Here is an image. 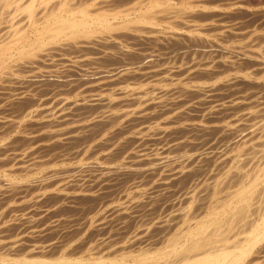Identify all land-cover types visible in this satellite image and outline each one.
Here are the masks:
<instances>
[{
	"label": "rangeland",
	"instance_id": "obj_1",
	"mask_svg": "<svg viewBox=\"0 0 264 264\" xmlns=\"http://www.w3.org/2000/svg\"><path fill=\"white\" fill-rule=\"evenodd\" d=\"M247 1V0H246ZM243 2V4H241L240 5V8L239 7H233V6H231L230 7V5H225L224 6V3L223 4H221V3H219L218 5L219 6H216L217 5V3L216 4H212V3H210V4H207V5H202V3L199 5H197V7H196V9H198V10H200L201 12H198L197 10H195V13L193 14L194 16H192V14L191 15H188V14H184L183 16H182V14H181V16L180 17H175V15H173V18L172 19H169V17L170 16H167L166 17V19H165V17L163 18V19H161V18H158L157 20H156V22H155V24H156V26H157V28H158V30H161V32L162 31H164V35H166V34H168V32L170 31V29H169V27L173 24V22H175V24H173V26L175 25V27H179L178 29H180L181 31H183L184 30V27H186V28H189V30L191 29V31H190V33H193L195 36H196V34L195 33H197V34H200V33H202L205 37L204 38H206V39H204V41H200L199 39H196L195 38V36L193 35L192 37L193 38H195V41L193 40V41H191L193 38H190V39H187V40H185V38H187L185 35L184 36H182V37H173V38H176V39H173V38H171V40H170V38H159V39H155V38H150V39H148V38H146V37H144V38H146V40L144 39V38H142L141 36H140V34H138L137 33V36H139V37H137V38H135V37H133L134 39H130V40H128L127 41V44H128V46H129V44H130V48L129 49H131L130 51L132 52L131 54H129V53H126L125 54V56L122 54V51H120L119 49L118 50H116V48H118V47H116L115 46V48H114V46H113V49H110V48H112V46H110L109 47V54L108 55H106V58H105V55H102V57L100 56L101 54H97L96 53V51L94 50V53H95V55H93V56H95L96 58H98L97 60V62L96 61H94V63H91V64H85V62H80L81 63V65L80 64H78V63H76L74 66L72 65V63L71 62H69L68 60H67V58H66V56L67 55H62L61 56V54H54L55 56L53 57V60L55 61V63H54V61L53 62H51V61H49L48 60V62H50V63H53L51 66H53V68H51V66H49V68L47 67V68H45V71L46 72H48L47 70H50V69H52V70H56V69H59V70H61L62 71V73L64 72V71H66V72H68L67 74H65V72H64V74H63V76H61V78L60 79H62L61 81L60 80H58V79H53V77H47V79H45V80H47V82L45 81V80H39V79H37L36 78V80H35V82H39L40 81V84L37 86V88H38V92H37V88H36V91H35V93L37 92V96H38V98L37 99H32V100H30V101H28V102H30L29 104H28V106H26L27 104H25V103H27L25 100L26 99H24V101L21 99V101H13L14 99H11L12 97H11V94H9L10 92H14V90L12 89V88H10V87H6V85H8L7 83H5L3 86L4 87H6V88H4L3 86L0 88V93L1 94H4V95H1L0 94V116L1 115H3V116H1L0 117V122H1V124L3 123L4 125H1L0 124V126L2 127L1 129H0V136L1 135H4V134H8V131H9V134L7 135L8 137H6V140H2V142L0 141V148L2 149H0V163L2 162V161H5L4 163L2 162V166H4V169L3 168H1L3 171H6V168L7 169H9V167L11 166L10 164H12V163H14V164H16V163H19V162H17V161H20V160H24V159H22V158H24L25 157V160L27 161H32L34 158L36 159L38 156H40V158L38 157L36 160H39V159H41V160H45V162L47 161V160H52V158H53V160H52V162L49 160V163H46L45 164V166H43V171L41 172V176H46V177H54L55 175V177H57L58 175L61 177V178H64V180L65 181H68V183L70 184V183H72V184H68L67 186H69V187H67L66 188V190H64L65 192L66 191H70L71 193H68V197H66L67 196V193H65L64 191H61V190H59V191H57V192H59L58 194H57V192H55V193H48L47 195H45L44 196V200L42 199V198H38V196L36 197L35 196V194L34 193H32V192H30V190L31 189H29V190H27V189H24V190H20L21 192H15L16 194H18V198H23V199H18L17 198V196H16V198L14 199V195H16L14 192H13V195L11 194L9 197H12L11 199H12V201H13V203H12V201H11V199L9 198V197H1L0 198V206H1V208H0V221H1V219L3 220V221H1V223H0V227H1V229H0V239H1V241H0V256H3V257H10V256H12V255H8L7 253H8V249L11 247V243H15V242H18L19 244H17V245H19L18 246V251H17V249H16V251L15 252H13L14 254H17V255H15V256H21V257H25V254H23L24 252L25 253H28V251L32 248L31 246L33 245H35V246H39L40 247V245L41 246H48L49 244H53V245H51L53 248H51L50 250H48V252H47V256L49 255L50 256V254H49V251H51V252H53V254L51 253V256H53V257H59L60 255L61 256H63V255H66V254H68V255H71L72 254V256L73 257H75L76 255H77V257H80V258H86V259H88V258H98V257H100V256H103V255H105L106 254V252H107V250L105 249L104 250V248H107V246L106 245H110V246H113L112 248L113 249H118V248H120L121 246L123 247V245L122 244H125V243H130L131 241H133V242H131L130 244H128V246H130V245H132L133 243L135 244V245H143V244H145V243H143V242H146L147 243V241H150V242H153V241H156V242H159V245L161 244L162 246H159L161 249H162V251H164L163 249L167 246V244H169V240L171 239V236L172 235H174V236H172V239L173 238H175L177 235H180L182 232H185V231H187L188 230V228H189V226L191 227H195L196 225H197V223L198 222H200V221H202V219H204V218H206V216L208 217L209 216V214H210V210H211V208L212 209H216V208H218V206L221 204L222 205V202L226 199V198H228L229 196H228V194H232L235 190H236V188H238V186H239V184H240V182L242 181V183L244 182V181H246V180H248L249 178H253V176H254V174H257L258 172H259V170H260V168H262L263 166H264V148L262 147L264 144V138L263 139H256L257 141H259V142H256V141H253V142H248L246 145L245 144H239L240 146H237V144H235V141H237V139L238 138H240V137H242L243 136V134L245 135L246 134V132H247V129L246 128H248L247 126H249L251 123H249V122H251V120H250V118L247 116V113H248V111H250V108H251V105H252V111L254 110V112L255 113H257V114H259V112L260 113H264V84H263V82H262V80L261 81H258V80H260V79H262V78H259V76L260 75H258V76H256V78H255V80H257V81H250V80H248V79H246L245 81H244V79H240V77H238V79H239V81H238V79H233L234 77H235V74L234 75H228V72H225L224 73V71L223 70H229L230 69V66L232 65V64H234V65H236V66H238V67H236V68H239L240 70L239 71H241V75L243 74V72H255V71H258L259 73H260V68H262V65H264V59H263V57H258V58H254L253 57V55L251 54L250 55V52H252V51H259V48H253L251 45H252V43H253V41L256 43L257 42V44L259 43V45H263L264 46V44L262 43V40L264 41V0H255V1H253V0H250V2ZM257 2V3H256ZM262 3V4H261ZM220 4H221V6L223 5V7H221L220 6ZM251 4V5H250ZM255 6H254V5ZM180 6H176V7H179V8H183V7H185V8H187L188 6H186V5H182V4H179ZM209 5V6H208ZM212 5V7H210ZM204 6H206V7H209V9L207 8V12H208V10H209V12L207 13L206 12V7H204ZM249 6V7H248ZM258 6V7H257ZM217 7V10H213V9H215V8ZM239 8V9H238ZM212 9V10H211ZM233 9V10H232ZM242 9V10H241ZM245 9V10H244ZM256 9V10H255ZM183 10V9H182ZM211 10V11H210ZM221 10V11H220ZM231 10V11H230ZM236 10V11H235ZM255 10V11H254ZM177 12L178 11H180V9H177L176 10ZM215 12V14L213 13V12ZM219 11V14L217 13V12ZM230 11V12H229ZM240 11V12H239ZM244 11V12H243ZM249 11V12H248ZM257 11V12H256ZM197 12V13H196ZM212 12V13H211ZM222 12H224V13H222ZM232 12V13H231ZM178 13H181V12H178ZM201 13V14H200ZM202 13H203V15H202ZM205 13V14H204ZM221 13H222V15H224V16H222L221 15ZM226 13V14H225ZM228 13V14H227ZM239 13H241V14H239ZM246 13V14H245ZM251 13V14H250ZM255 13V14H254ZM261 13H263L262 15H260ZM234 14V15H233ZM250 14V15H249ZM187 15V16H186ZM199 15V16H198ZM221 15V16H220ZM228 15H230V16H228ZM232 15V16H231ZM239 15H242V16H239ZM244 15V16H243ZM253 15V16H252ZM201 16V17H200ZM249 16V17H248ZM175 17V18H174ZM183 17H185V18H183ZM222 17V18H221ZM232 19H234V20H232ZM237 17V18H236ZM246 17V18H245ZM247 17H248V19H247ZM250 17H252L251 19H250ZM256 18V19H254V18ZM258 17V18H257ZM187 18V19H186ZM217 18V19H216ZM225 18V19H224ZM239 18V19H238ZM260 18V19H259ZM214 19V20H213ZM227 19V20H226ZM249 19H250V21H249ZM180 20V21H179ZM219 20H221V21H219ZM232 20V21H231ZM254 20V21H253ZM256 20V21H255ZM179 22V24H178V22ZM210 21V22H209ZM241 21V22H240ZM263 21V22H262ZM170 22V23H169ZM172 22V23H171ZM212 22V23H211ZM227 22V23H226ZM157 23H160V24H157ZM218 23V24H217ZM238 23V24H237ZM239 23H243L242 24V27H241V24H239ZM249 25H248V24ZM163 24V25H162ZM178 24V25H177ZM187 26H186V25ZM216 24V25H215ZM221 24H224V25H221ZM232 24V25H231ZM245 24V25H244ZM191 25V26H190ZM205 26V28H204V26ZM217 25H219V26H217ZM221 25V26H220ZM234 25V26H233ZM250 26V27H248V26ZM251 25H252V27H251ZM167 26V27H166ZM184 26V27H183ZM189 26V27H188ZM213 26V27H212ZM232 26V27H231ZM161 27V28H160ZM174 27V28H175ZM181 27H183V28H181ZM194 27V29H196V30H192V28ZM210 27V28H209ZM219 27V28H218ZM260 27V28H259ZM185 28V29H186ZM204 28V29H203ZM235 28V29H234ZM240 28V29H239ZM242 28V29H241ZM255 28V29H254ZM183 29V30H182ZM198 29H201L200 31L198 30ZM203 29V30H202ZM210 29V30H209ZM251 29V30H250ZM188 30V31H189ZM251 32H249V31ZM255 30V31H254ZM165 31L167 32V33H165ZM202 31H204V33L202 32ZM163 33V32H162ZM246 33V34H245ZM220 34V35H219ZM231 34V35H230ZM236 34H238L239 36H237ZM243 36H241V35ZM258 34H259V36H260V34H261V37H258ZM207 35V36H206ZM215 35V36H214ZM224 35V36H223ZM234 35V36H233ZM245 35V36H244ZM256 35V36H255ZM210 36V37H209ZM213 36V37H212ZM228 36V37H227ZM230 36V37H229ZM233 36V37H232ZM184 37V38H183ZM190 36H188V38H189ZM221 37V38H220ZM227 37V38H226ZM252 37V38H251ZM256 37V38H255ZM132 38V37H131ZM179 38H183V39H179ZM223 38H225V39H223ZM240 38H242V39H240ZM250 38H251V40H250ZM258 38V39H257ZM260 38V39H259ZM136 39H138L139 41H137ZM141 39V40H140ZM165 39V40H164ZM230 39V40H229ZM149 40V41H148ZM164 40V41H163ZM167 40V41H166ZM174 40V41H173ZM176 40V41H175ZM206 40H208L209 41V43H207L206 44ZM220 40V41H219ZM224 40H226V41H224ZM229 40V41H228ZM239 40V41H238ZM131 41V42H130ZM137 41V42H136ZM151 41V42H150ZM159 41V42H158ZM161 41V42H160ZM181 41H183V42H181ZM199 41V42H198ZM206 41V42H205ZM211 41V42H210ZM133 42V43H132ZM146 42V43H145ZM171 42V43H170ZM177 42V43H176ZM189 42H190V44H189ZM192 42H194V43H192ZM196 42V43H195ZM216 42V43H215ZM250 45H248L247 43ZM131 43H132V45H131ZM137 43V44H136ZM165 43V44H164ZM167 43V44H166ZM170 45H169V44ZM173 43V44H172ZM179 43V44H178ZM192 43V44H191ZM215 43V44H214ZM147 44V45H146ZM158 46H157V45ZM163 44V45H162ZM188 44V45H187ZM196 44V45H195ZM203 44V45H202ZM219 46H218V45ZM246 44V45H245ZM141 45V46H140ZM155 45V46H154ZM176 45V46H175ZM199 45V46H198ZM205 45H206V47H205ZM208 45V46H207ZM211 45H212V47H211ZM216 45V46H215ZM233 45V46H232ZM235 45V46H234ZM241 45V47L239 48V47H236V46H240ZM245 45V46H244ZM248 45V46H247ZM222 46H223V48H222ZM244 46V47H243ZM140 47V48H139ZM155 47V48H154ZM157 47V48H156ZM195 47V48H194ZM234 47V48H233ZM148 48V49H147ZM152 50H151V49ZM170 48V49H169ZM190 48V49H189ZM210 48V49H209ZM214 49V51H213V49ZM138 49V50H137ZM158 49V50H157ZM160 49H162V50H160ZM164 49V50H163ZM166 49V50H165ZM184 49H186V50H188V52L186 51V50H184ZM194 49V50H193ZM199 51H198V50ZM204 49H206L205 51H203ZM220 49V50H219ZM222 49V50H221ZM225 49H227L228 51L226 52V51H224ZM257 49V50H256ZM104 50V49H103ZM108 50V49H107ZM106 50V51H107ZM153 51V52H151V51ZM155 50V51H154ZM183 50V51H182ZM211 50V51H210ZM249 50V51H248ZM261 50V49H260ZM92 51H93V49H92ZM112 51V52H111ZM117 51V52H116ZM119 51H120V54H119ZM129 51V52H130ZM143 51V52H142ZM172 51H173V53H172ZM190 51V52H189ZM197 51V52H196ZM208 51V52H207ZM224 52V53H222V59H221V57H220V55L221 54H218V53H215V52H219V53H221V52ZM234 51V52H233ZM98 52H100L99 50H98ZM134 52V53H133ZM163 52V53H162ZM180 52V53H179ZM193 52V53H192ZM202 52V53H201ZM206 52V53H205ZM211 52H213V53H211ZM64 53H66L67 54V52H64ZM117 53V54H116ZM146 53H148V54H146ZM179 53V54H178ZM185 53H187V54H185ZM190 55H189V54ZM192 53V54H191ZM209 53H210V55H209ZM240 53H241V55H240ZM96 54H97V56H96ZM113 54V55H112ZM163 54H166V55H163ZM173 54H174V56H173ZM180 54L182 55L181 57H180ZM201 56H200V55ZM217 54V55H216ZM224 54V55H223ZM116 55V56H115ZM129 55V56H128ZM131 55V56H130ZM134 55V56H133ZM148 55L150 56V57H148ZM169 55V56H168ZM185 55V56H184ZM188 55V56H187ZM205 55V56H204ZM100 58H99V57ZM156 56H158V57H156ZM161 56H162V59L164 60L165 58H166V61L167 60H172V62L171 61H167L168 62V64L169 63H171L170 65L172 66H170V65H168L167 64V62L165 61L164 62V64H166L165 66H164V64H163V60L161 59ZM165 56H167V57H165ZM191 56H194V57H192L191 59L189 58V57H191ZM197 58H196V57ZM198 56H200V57H198ZM204 56V57H203ZM248 56V57H247ZM250 56V57H249ZM117 57H119L120 58V60H118L119 58H117ZM127 57V58H126ZM148 57V58H147ZM171 57H174V58H172V59H170ZM178 57V58H177ZM185 57V58H184ZM188 57V58H187ZM203 57V58H202ZM207 57V58H206ZM229 57V58H228ZM235 57V58H234ZM243 57V58H242ZM253 59H252V58ZM113 58V59H112ZM121 58H123V59H121ZM129 58V60H127ZM169 58V59H168ZM219 58V59H218ZM248 58V59H247ZM59 59H61V60H59ZM62 59L64 60V61H62ZM101 59V60H100ZM104 59H106L105 61H104ZM158 59H160V60H158ZM185 59V60H184ZM189 59V60H188ZM206 60V64L204 65V63H205V60ZM209 59V60H208ZM211 59V60H210ZM215 59V60H214ZM239 59H241V60H239ZM246 59V60H245ZM66 60V61H65ZM125 60V61H124ZM173 60H174V62H173ZM203 60V61H202ZM213 60V61H212ZM221 60V61H220ZM16 61V60H15ZM61 63H60V62ZM110 61H112V62H110ZM208 61L210 62V63H208ZM217 61V62H216ZM249 61V62H248ZM256 61H258V63L256 62ZM109 62V63H108ZM115 62V63H114ZM120 62V63H119ZM124 62H125V64H124ZM129 62V63H128ZM162 62V65H160V67L158 68V66H159V64ZM180 62V63H179ZM197 62H198V64H197ZM203 62V63H202ZM231 62V63H230ZM241 62H245V63H241ZM248 62V63H247ZM252 62V63H251ZM13 63H14V61L12 62V63H10L9 65H8V68H9V70L8 71H10V68H11V66L13 65ZM108 63V64H107ZM122 63V64H121ZM175 63V64H174ZM183 63V64H182ZM255 63H257V64H255ZM61 64H63V65H61ZM71 64V65H70ZM93 64H95L94 65V69H92L93 68ZM96 64H98V65H96ZM106 64V65H105ZM113 66H112V65ZM114 64H115V66H114ZM131 64V65H130ZM192 64V65H191ZM196 64V65H195ZM208 64H209V66H208ZM214 64V65H213ZM225 64H227V65H225ZM228 64H230V66H228ZM56 65V66H55ZM58 65V66H57ZM68 65L70 66V67H68ZM79 65V66H78ZM87 65V66H86ZM101 65V66H100ZM120 65V66H119ZM123 66V68H122V66ZM156 67H155V66ZM191 65V66H190ZM199 65V66H198ZM216 65V66H215ZM243 65H245V67L243 66ZM247 65V66H246ZM257 65H259L260 67H258ZM10 66V67H9ZM55 66V67H54ZM71 66H73V67H75V66H77V67H75L76 68V70H75V68H71ZM92 66V67H91ZM100 68H99V67ZM107 66V67H106ZM135 66H136V68H135ZM153 66V67H152ZM162 66V67H161ZM212 66V67H211ZM226 68H225V67ZM65 67V68H64ZM117 67H119V68H117ZM131 67V68H130ZM163 67H165V68H163ZM172 69H171V68ZM179 67V68H178ZM192 67V68H191ZM217 67V68H216ZM221 69H220V68ZM249 67V68H248ZM264 67V66H263ZM7 68V69H8ZM56 68V69H55ZM83 71H81L80 69ZM84 70H83V69ZM112 68V69H111ZM114 68V69H113ZM161 68H163L162 70H161ZM168 68H170V70L168 69ZM177 68V69H176ZM188 68H190V69H188ZM211 68V69H210ZM225 68V69H224ZM248 68V69H247ZM6 69V70H7ZM66 69V70H65ZM123 69H125V70H127V71H125L126 72V74L128 75V77H130V78H133L134 80H132V82L134 81L135 82V80H137V84H139V85H137V87H139V88H142V89H147V91H149V92H153L154 90H156L157 92H162V91H160V90H163V92H169V94L162 100V104H163V102L166 104V103H168V104H174L175 106L177 105L178 106V103L180 104L179 105V112H178V114L180 115V116H178V114L175 116V118L172 120V123H169L168 125H163L162 123H157V121L155 120V118H157L159 115L158 114H160L161 113V107H156V106H158L157 105V103H151V104H149L148 105V109L147 110H145L144 111V113H142V114H132L131 116H129L128 118H124V119H112V118H110V119H103V118H106V117H103V116H105L103 113H104V111L105 110H103L104 108L103 107H101V106H103L101 103H100V100H98V99H100V95H103V93L104 94H106L105 93V91H107V89L108 88H113V86L115 85L114 83H117L119 80H121L123 77H127V76H122V72H124L123 71ZM156 69V70H155ZM160 71H162L163 72V70L165 69V71L166 72H169L170 71V73H172V74H170V75H167V77L169 78H167V77H164L163 78V75L165 76V74H162V75H159V70ZM166 69H168V71L166 70ZM185 69V70H184ZM201 69V70H200ZM204 69V70H203ZM220 69V70H219ZM244 71H243V70ZM257 69V70H256ZM64 70V71H63ZM69 70H71L70 72H69ZM77 70H78V72H77ZM80 70V71H79ZM100 70V71H99ZM110 70V71H109ZM177 70H179V71H177ZM194 70H196V71H194ZM211 70H213V71H211ZM222 70V71H221ZM255 70V71H254ZM8 71L6 72V74H8ZM76 71V72H75ZM89 71V72H88ZM104 73H103V72ZM112 71V72H111ZM119 71V72H118ZM172 71V72H171ZM182 71V72H181ZM187 71V72H186ZM195 73H194V72ZM201 71V72H200ZM204 71V72H203ZM206 71V72H205ZM219 71H221V72H219ZM91 72H93V74L91 73ZM116 72H118V73H116ZM146 72H148V74L146 73ZM153 72H155V73H153ZM178 72V74H176ZM193 72V73H192ZM198 72V73H197ZM208 72V74H206ZM91 73V74H90ZM128 73H131V74H128ZM132 73H133V75H132ZM139 73V74H138ZM153 73V74H152ZM180 73V74H179ZM181 73H182V75H181ZM212 73V74H211ZM216 73H217V75H216ZM218 73H219V75H218ZM221 73V74H220ZM256 74H257V72H255ZM77 74H82L81 76L80 75H77ZM87 74V75H86ZM108 74V75H107ZM109 74H113V76H111V75H109ZM138 74V75H137ZM144 74H145V76H144ZM146 74H147V76H146ZM155 74H157V75H155ZM205 76H204V75ZM66 75H67V77H66ZM76 75V76H75ZM83 75H84V77H83ZM94 75V76H93ZM98 75V76H97ZM106 75V76H105ZM137 75V76H136ZM141 75H143V77L141 76ZM155 75V76H154ZM70 76V77H69ZM79 78H78V77ZM85 76H87V79L85 78ZM89 76V77H88ZM100 76V77H99ZM103 76V78H101ZM190 76L192 77H194V78H190ZM198 76V77H197ZM200 76V77H199ZM39 77V76H38ZM75 77V78H74ZM91 77V78H90ZM120 77V78H119ZM145 77V78H144ZM187 77H189L188 79L189 80H187L186 78ZM208 79H207V78ZM217 77H221V78H219V81L217 82H215V80H217L216 78ZM223 77H225V78H223ZM49 78V79H48ZM55 78V77H54ZM65 78H67V79H65ZM98 78V80H96ZM135 78H137V79H135ZM162 78L164 79V80H162ZM166 78L168 79V80H166ZM197 78V79H196ZM5 79H6V77L5 78H2V80H4V82H6L5 81ZM65 79V80H64ZM71 79V81H73V82H70V83H68L69 82V80ZM85 79V80H84ZM89 79V80H88ZM119 79V80H118ZM156 79L157 80H162V82L161 81H157L158 83H156ZM171 79V80H170ZM191 79L193 80V81H191ZM206 79V80H205ZM228 79L229 80H232V81H230L231 83H227V82H229L228 81ZM1 80V81H2ZM51 80V81H50ZM57 80V81H56ZM77 80V81H76ZM91 80H96V81H98V82H96V84L97 83H102L100 86H102V87H100V86H98V85H96L95 83H89V84H86L85 85V83L88 81V82H90ZM114 80V81H113ZM166 80V81H165ZM183 80V81H182ZM56 81V82H55ZM80 81V82H79ZM82 81L84 82L85 81V83L83 84L82 83ZM112 81V82H111ZM116 81V82H115ZM139 81H141V83L139 82ZM145 81V82H144ZM190 81V82H189ZM226 81V82H225ZM236 81V82H235ZM243 81V82H242ZM58 82H59V84H58ZM68 83V85H67V83ZM105 82V83H104ZM111 82V83H110ZM114 82V83H113ZM139 82V83H138ZM161 82V83H160ZM189 82V83H188ZM215 82V83H214ZM246 82V83H245ZM248 82V83H247ZM260 82V83H259ZM43 83H45V84H43ZM62 83V84H61ZM113 83V84H112ZM160 83V84H159ZM186 83V84H185ZM223 85H222V84ZM238 83V84H237ZM245 83V84H244ZM253 83V84H252ZM255 83V84H254ZM257 83V84H256ZM261 83H262V85H261ZM54 84V85H53ZM56 84V85H55ZM66 84V85H65ZM69 84H70V86L71 85H77L76 87H75V89H74V85L72 86V87H70L69 86ZM82 84L84 85V86H82ZM94 84V85H93ZM195 84V85H194ZM202 84V88H201V86H199V85H201ZM232 84V85H231ZM234 84H236V85H234ZM240 84V85H239ZM250 84V85H249ZM52 85H53V88H52ZM63 85V86H62ZM113 85V86H112ZM144 85V86H143ZM196 85H197V88H196ZM204 85V86H203ZM229 85V86H228ZM231 85V86H230ZM243 85L244 86H246V87H243ZM254 85V86H253ZM67 86H69L68 87V89L69 90H66L67 89ZM79 86H80V89H79ZM82 86V87H81ZM97 88H96V87ZM104 86V87H103ZM179 86V87H178ZM195 88H194V87ZM210 86H211V89H210ZM215 88H214V87ZM219 86V87H218ZM250 86H252V87H250ZM263 86V87H262ZM58 87V88H57ZM116 87V86H115ZM234 87V88H233ZM237 87H242L241 89L240 88H237ZM257 87H259V88H257ZM262 87V88H261ZM10 88V89H9ZM71 88H72V91L74 92V90H75V92H79V90H80V92H79V95H74L75 94V92H74V94L73 93H69V92H72L71 91ZM77 88V89H76ZM87 88V89H86ZM91 88V89H90ZM152 88V89H151ZM171 88V89H170ZM179 88V89H178ZM187 88V89H186ZM191 88V89H190ZM199 88H201V89H199ZM41 89H42V91H41ZM64 91H63V90ZM82 89H85L86 90V92H85V90H83L82 91ZM89 89H90V91H89ZM97 89V90H96ZM100 91H99V90ZM103 89V90H102ZM110 89H108V90H110ZM149 89V90H148ZM160 89V90H159ZM167 89V90H166ZM171 91H170V90ZM174 89V90H173ZM183 89H184V91H183ZM186 89V90H185ZM197 89V90H196ZM208 89V90H207ZM214 91H213V90ZM216 89L218 90V91H216ZM222 89V90H221ZM230 89H231V91H230ZM235 89V90H234ZM242 90V91H240V90ZM246 89V90H245ZM258 89V90H257ZM259 89H260V91H259ZM12 90V91H11ZM56 90H58V91H56ZM105 90V91H104ZM153 90V91H152ZM199 90V91H198ZM206 90V91H205ZM220 90V91H219ZM237 90V91H236ZM255 92H254V91ZM5 93H4V92ZM9 91V92H8ZM60 91V92H59ZM69 91V92H68ZM98 91V92H97ZM197 91V92H196ZM202 91V92H201ZM204 91V92H203ZM240 91V92H239ZM244 91H245V93H244ZM247 91V92H246ZM250 91V92H249ZM252 91V92H251ZM42 92V93H41ZM46 92V93H45ZM50 92H52V93H50ZM55 92H56V94H55ZM61 92H62V94L63 93H65L66 92V94H67V92H68V97H69V99H71L72 98V100L73 101H71V100H69L68 99V101L70 102H73L74 103V101L76 102V103H74L73 105H77V103L79 104V106L77 107H72V109H66V111L64 112V114H63V112H61V114H59L60 112H59V110H57L59 113H58V115H57V111H56V109L55 110H53V108H54V106L56 105V104H58V103H61L62 101H63V99H61V98H64V96L65 95H62L61 94ZM103 92V93H102ZM174 92V93H173ZM192 92H195V93H192ZM226 92H227V94H226ZM228 92H230V93H228ZM236 92V93H235ZM238 92V93H237ZM50 93V94H49ZM82 93V94H81ZM102 93V94H101ZM178 93H180L179 95H181V97L178 95ZM182 93V94H181ZM186 93V94H185ZM192 93V94H191ZM199 95H197V94ZM201 94V96H200V94ZM217 93V94H216ZM254 95L255 93H257V94H255V96H253L252 94ZM44 94V95H43ZM52 94V95H51ZM54 94H55V96H54ZM60 94V95H59ZM73 94V95H72ZM95 94V95H94ZM100 94V95H99ZM197 95V97H196V95ZM211 95V96H209L208 97V95ZM221 96H220V95ZM226 95V98H225V95ZM263 94V95H262ZM5 95H7V96H5ZM48 95V96H47ZM50 95V96H49ZM92 95V96H91ZM99 95V96H98ZM245 95H246V97H245ZM247 95L249 96V97H247ZM251 95H252V97H251ZM57 96H60L61 98V100H59L58 98L59 97H57ZM77 96V97H76ZM87 96V97H86ZM171 96V97H170ZM179 96V97H178ZM189 96V97H188ZM194 96H195V98H194ZM219 96V97H218ZM228 96V97H227ZM230 96V97H229ZM4 97V98H3ZM47 99H46V98ZM50 97V98H49ZM53 99H52V98ZM92 97H93V99H92ZM127 97V98H126ZM125 98L124 97H122V98H120V99H122V100H117L118 102H121V103H125V102H127L128 104H131V103H133V102H131V101H133V97H130V95L129 96H126ZM187 97V98H186ZM237 97V98H236ZM260 97V98H259ZM261 97H263L262 99H261ZM40 98V99H39ZM44 98V99H43ZM57 98V99H56ZM65 98H66V96H65ZM78 98V99H77ZM83 98V99H82ZM171 98V99H170ZM224 100H223V99ZM41 99H43V100H41ZM90 99V100H89ZM98 101H97V100ZM128 99V100H127ZM176 99V100H175ZM208 99V100H207ZM232 99V100H231ZM251 99V100H250ZM12 100V101H11ZM48 100V101H47ZM50 100H58V101H60V102H58V101H50ZM80 100V101H79ZM89 100V101H88ZM97 102H96V101ZM102 100V99H101ZM125 100V101H124ZM185 102H183V101ZM188 100V101H187ZM210 100V101H209ZM218 100V101H217ZM221 100V101H220ZM36 101H38V102H35ZM39 101H42L43 103L41 104V103H39ZM83 101V102H82ZM95 101V102H94ZM166 101V102H165ZM173 101V102H172ZM202 101H204V102H202ZM206 101V102H205ZM208 101V102H207ZM226 101V102H225ZM237 101H239V104H238V102ZM11 102V103H10ZM46 102H48L46 105H45V103ZM54 104H53V103ZM70 102V103H71ZM157 102V101H156ZM171 102V103H170ZM175 102V103H174ZM189 102V103H188ZM210 102V103H209ZM241 102V103H240ZM247 102V103H246ZM248 102H249V104H250V107H249V104H248ZM7 103H9V104H7ZM21 103V104H20ZM23 103V104H22ZM31 103H35V107L33 108V113L34 114H36V115H34V117H33V113H32V115L31 116H29L27 119L25 118L24 120H22L20 117H19V115L21 116V114H22V112H23V114H24V112L25 111H27L26 110V108L27 107H30L32 104ZM56 103V104H55ZM83 103V104H82ZM96 103H98L99 104V106L96 104ZM127 103H125V104H127ZM205 103V104H204ZM214 103V104H213ZM244 103H245V105H244ZM4 104V105H3ZM10 104L12 105V106H10ZM19 104H20V106H19ZM25 104V105H24ZM38 104V105H37ZM40 104V105H39ZM53 104V105H52ZM92 104V105H91ZM134 104V103H133ZM156 104V105H155ZM204 104V105H203ZM218 104V105H217ZM223 104V105H222ZM238 104V105H237ZM9 105V106H8ZM30 105V106H29ZM48 105V106H47ZM51 105H52V109H51ZM72 105V106H73ZM95 105V106H94ZM101 105V106H100ZM151 105H152V108L154 109V107H155V109L154 110H156V112H154L153 111V109H151L150 107H151ZM155 105V106H154ZM193 105V106H192ZM237 108H235L234 106ZM242 105V106H241ZM247 105V106H246ZM5 106V107H4ZM15 106V107H14ZM33 106V105H32ZM84 106H85V108H84ZM207 106H209V107H207ZM233 106V108L231 109V107ZM3 107V108H2ZM11 107V108H10ZM23 107V108H22ZM26 107V108H25ZM87 107V108H86ZM89 107V108H88ZM98 107H99V109H98ZM101 107V108H100ZM134 107H136V105H134ZM197 107V108H196ZM203 107L205 108L204 110H203ZM223 107V108H222ZM249 107V108H248ZM253 107H255V108H253ZM6 108V109H5ZM15 108H17V110L18 111H16V113H12V112H15L14 110H16ZM20 108V109H19ZM46 108H48V109H51V110H46ZM75 108V109H74ZM94 108V109H93ZM96 108H97V111H95L96 110ZM191 108H192V110H191ZM228 108V110H226ZM5 109V110H4ZM11 109V110H10ZM25 109V110H24ZM39 110V112H37L36 110ZM41 109H43L42 111H41ZM78 111H77V110ZM80 109V110H79ZM197 109V110H196ZM220 109V110H219ZM241 109V110H240ZM260 109V110H259ZM22 110V111H21ZM101 110H103V111H101ZM151 110L153 111V112H151ZM185 110V111H184ZM189 110V111H188ZM212 110V111H211ZM224 110V111H223ZM232 110V111H231ZM262 110V111H261ZM2 111V112H1ZM4 111V112H3ZM9 111V112H8ZM11 111V112H10ZM21 111V112H20ZM43 111H45V112H43ZM48 111H51V112H53V113H51V112H48ZM55 111V112H54ZM83 111H84V113H86L87 111H89V112H87L86 114H84L83 113ZM160 111V112H159ZM199 111V112H198ZM219 111V112H218ZM236 111V112H235ZM238 111H240V112H238ZM7 114H6V113ZM35 112H37V113H35ZM47 112V113H46ZM72 112V113H71ZM78 112V113H77ZM94 112H96V113H94ZM98 112V113H97ZM100 112V113H99ZM101 112H103V113H101ZM148 112V113H147ZM193 112V113H192ZM214 112V113H213ZM216 112V113H215ZM223 112V113H222ZM225 112V113H224ZM2 113H4V114H2ZM19 113V114H18ZM40 115H39V114ZM44 113H46V114H44ZM49 113H51L50 114V116L48 115ZM54 113H56V115L54 114ZM69 113H70V115H69ZM81 113H82V115H81ZM89 113V114H88ZM90 113H92L91 115H92V117H91V115H90ZM149 113H150V115H149ZM152 113V114H151ZM185 113V114H184ZM189 113V114H188ZM201 113V114H200ZM218 113V114H217ZM227 113V114H226ZM231 113V114H230ZM13 114V115H12ZM39 116H38V115ZM54 115V116H51V115ZM100 114H101V116H100ZM103 114V115H102ZM145 116H144V115ZM154 114V116H152ZM194 114V115H193ZM209 116H208V115ZM211 114V115H210ZM214 114V115H213ZM234 114H236V115H234ZM5 115V116H4ZM15 115V117H13V119L14 118H18V120H20V121H18L17 120V122H16V120H11V119H8V118H11L12 116H14ZM18 117H17V116ZM43 115V116H42ZM47 115H48V117H47ZM62 117H61V116ZM73 115V116H72ZM90 116L91 118H93V122H92V125L93 126H88V127H91V128H89L88 130L89 131H87V128H86V130L85 129H80L79 131H78V133L79 132H81L82 134H78L77 133V135L75 136V137H71V133L74 131V129H77L78 127H80L81 126V122H82V118L83 117H85V116ZM137 117H136V116ZM141 115V116H140ZM158 115V116H157ZM186 115V116H185ZM224 115H225V118L223 119L222 117H224ZM226 115H227V117H226ZM229 115V116H228ZM234 115V116H233ZM240 115H242V116H240ZM47 118H46V117ZM55 116H56V118H55ZM59 116V117H58ZM83 116V117H82ZM98 116V117H97ZM142 116H144V117H142ZM150 116V117H149ZM178 116V117H177ZM195 116V118L196 119H194L193 117ZM8 117V118H7ZM32 117V118H31ZM58 117V118H57ZM80 117V118H79ZM133 117V119L135 120V122H134V120L133 119H131ZM140 117V118H139ZM141 117H142V119H141ZM145 117H147V118H145ZM154 119H153V118ZM185 117H187V118H185ZM209 117H211V118H209ZM240 117H241V119H240ZM30 118V119H29ZM34 118V119H33ZM136 118V119H135ZM149 118H152V119H149ZM189 118V120H187ZM199 118V119H198ZM205 118V119H204ZM214 118V119H213ZM222 118V119H221ZM236 118V119H235ZM238 118V119H237ZM259 118V117H258ZM4 119L6 120V123L7 124H5V122H4ZM47 119V120H46ZM49 119V120H48ZM67 119H68V121H67ZM139 119V120H138ZM149 119V120H148ZM176 119V120H175ZM194 119V120H193ZM212 119V120H211ZM221 121H220V120ZM240 119V120H239ZM2 120V121H1ZM12 121V125H10L9 126V122H11ZM42 120H44V121H42ZM52 120V121H51ZM100 120V121H99ZM107 120V121H106ZM127 120V121H126ZM145 120V121H144ZM155 120V121H154ZM231 120H233V121H235V120H237V126L239 127V129H238V127L237 126H235V127H232L231 128V125L229 124L230 122L232 123L233 121H231ZM33 121V122H32ZM42 121V122H41ZM53 121H55V122H53ZM75 121V122H74ZM77 121H81V122H77ZM101 122V125H100V123L99 122ZM104 121H106V122H104ZM113 121V122H112ZM116 121H117V123H116ZM130 121V122H129ZM132 121V122H131ZM137 121H139V123L137 122ZM148 121V122H147ZM174 121H175V123H174ZM180 121V122H179ZM212 121V122H211ZM217 121H219V122H217ZM249 121V122H248ZM20 122H21V124H20ZM27 122H28V124H27ZM38 122V123H37ZM57 122V123H56ZM60 122V123H59ZM66 122H67V124H66ZM71 122V123H70ZM103 122V123H102ZM126 122V123H125ZM128 122V123H127ZM151 122V123H150ZM207 122V123H206ZM236 122V121H235ZM234 122V123H235ZM243 122H244V124H243ZM25 123V124H24ZM30 123V124H29ZM31 123H32V125H31ZM52 123V124H51ZM94 123H97V125L96 124H94ZM121 123V124H120ZM131 123V124H130ZM135 123H137L138 124V126H140V123L142 124V123H145L146 124V126L148 127L149 125V128L147 129H145V130H143L142 132H138V130H137V128H138V126L135 124ZM189 123H191L190 124V127L188 126L189 125ZM194 123V124H193ZM41 124V125H40ZM57 124V125H56ZM62 124V125H61ZM63 124H65V125H63ZM107 124V125H106ZM116 124V125H115ZM120 124V125H119ZM128 124H130V125H128ZM135 124V125H134ZM161 124V125H160ZM173 124V125H172ZM196 124V125H195ZM235 124V125H236ZM245 124H247V125H245ZM7 125V126H6ZM20 125H21V127H20ZM96 125V126H95ZM98 125H99V127H98ZM226 125H229L228 127H226L225 129H224V127ZM240 125H241V127H240ZM242 125L244 126V127H242ZM5 128H4V127ZM12 126H13V130H12ZM16 126V127H15ZM26 126V127H25ZM33 126H35V127H33ZM46 126V127H45ZM70 126H72L71 128H70ZM75 126V127H74ZM104 126V127H103ZM106 126V127H105ZM110 126H112V127H110ZM134 126H136V128H134ZM186 126V127H185ZM198 126H200V127H198ZM203 126H205V127H203ZM207 126H210L209 128L207 127ZM222 126H224L223 128H222ZM7 127V128H6ZM9 127H10V129H9ZM15 127V128H14ZM40 127H42V128H40ZM52 127V128H51ZM55 127V128H54ZM67 127H69V129L67 128ZM110 127V128H109ZM122 127V128H121ZM181 127H185L184 129L183 128H181ZM213 127V128H212ZM222 129H221V128ZM4 128V129H3ZM25 128H26V130H25ZM36 128V129H35ZM39 128V129H38ZM105 128H108V129H105ZM127 128V129H126ZM132 128H133V130H132ZM178 128H180V129H178ZM195 128V129H194ZM198 128H199V131H198ZM208 128V129H207ZM241 128V129H240ZM20 129H21V131H20ZM27 129H29V130H27ZM42 129V130H41ZM93 129V130H92ZM100 129H103V130H100ZM123 131H122V130ZM136 129V130H135ZM197 129V130H196ZM205 129V130H204ZM213 129V130H212ZM227 129V130H226ZM231 129H232V132H230L231 131ZM234 129V130H233ZM6 130H8V131H6ZM31 130V131H30ZM67 130V131H66ZM117 130H118V132H117ZM126 130V131H125ZM163 130V131H162ZM170 130V131H169ZM173 130V131H172ZM178 130V131H177ZM195 130V131H194ZM202 130V131H201ZM212 130V131H211ZM238 130V131H237ZM245 130H246V132H245ZM2 131V132H1ZM6 131V132H5ZM12 133H11V132ZM23 131H25V132H23ZM29 131H30V133H29ZM34 131H36V132H34ZM46 133H45V132ZM54 133H53V132ZM66 131V132H65ZM68 131H69V133H68ZM87 131V132H86ZM91 131V132H90ZM98 131H100V133L98 132ZM129 131V132H128ZM153 131V132H152ZM156 131V132H155ZM169 131V132H168ZM181 131V132H180ZM190 131H192V132H190ZM197 131V132H196ZM215 131V132H214ZM237 131V132H236ZM5 132V133H4ZM48 132H50V134L48 133ZM57 132V133H56ZM61 132V133H60ZM64 132V133H63ZM71 132V133H70ZM114 132H116V133H114ZM126 133V134H124V133ZM154 133V134H152V133ZM157 132H158V134H157ZM164 132V133H163ZM211 132V133H210ZM214 132V133H213ZM32 133H34V134H32ZM40 133H42V134H40ZM43 133H45V134H43ZM63 133V134H62ZM84 133V134H83ZM91 133V134H90ZM96 133V134H95ZM119 135H118V134ZM136 133V134H135ZM151 133V134H150ZM179 134L180 135V137H179V135H177V134ZM181 133V134H180ZM182 133H183V135H182ZM188 133V134H187ZM191 133H194V134H191ZM202 133V134H201ZM209 133H210V135H209ZM226 133V134H225ZM239 133H240V135H239ZM28 134V135H27ZM52 134H55V135H52ZM57 134V135H56ZM59 134V135H58ZM76 134V133H75ZM89 134V135H88ZM94 134V135H93ZM113 134V135H112ZM163 134V135H162ZM166 134L168 135L167 137H166ZM174 134V135H173ZM200 134V135H199ZM213 134V135H212ZM216 134V135H215ZM228 134V135H227ZM18 135V136H17ZM34 135H35V137H34ZM91 135V136H90ZM99 135V136H98ZM153 135V136H152ZM162 135V136H161ZM172 135V136H171ZM194 135V137H192ZM234 135V136H233ZM236 135V136H235ZM5 136V135H4ZM4 136H2V137H4ZM12 136V137H11ZM21 136V137H20ZM29 136V137H28ZM50 137V138H48V137ZM52 136V137H51ZM80 136V137H79ZM86 136H89V137H86ZM122 136V137H121ZM132 136V137H131ZM143 136V137H142ZM182 136V137H181ZM201 136H203L204 138H202ZM219 136V137H218ZM227 136H229V137H227ZM43 138V140L41 139V138ZM56 137V138H55ZM95 139H94V138ZM131 137V138H130ZM136 137V138H135ZM155 139H153V138ZM170 137V138H169ZM172 137V138H171ZM178 139H177V138ZM184 137V138H183ZM200 139H198V138ZM206 137V138H205ZM214 137V138H213ZM222 137V138H221ZM231 137V138H230ZM25 138V139H24ZM32 138V139H31ZM39 138V139H38ZM53 138V139H52ZM55 138V139H54ZM70 140H69V139ZM111 140H110V139ZM125 138V139H124ZM126 138H128V140L126 139ZM133 138V139H132ZM137 138H139V139H137ZM159 138H160V140H159ZM181 138V139H180ZM223 139V140H221V139ZM225 138H227V139H225ZM230 138V139H229ZM22 139V140H21ZM57 139V141L55 142L54 140H56ZM71 139H73V141L71 140ZM90 139V140H89ZM131 139V140H130ZM141 139V140H140ZM151 139L153 140L152 142H150L151 141ZM162 139H165V140H162ZM167 139H168V141H167ZM170 139H172V140H170ZM193 139V140H192ZM205 141H204V140ZM209 139H210V143H209ZM213 139V140H212ZM16 140V141H15ZM33 142H32V141ZM49 140V141H48ZM50 140H53L54 142H52V141H50ZM68 142H67V141ZM93 140V141H92ZM111 141V142H108V141ZM113 140V141H112ZM127 140V141H126ZM144 140L146 141L145 143H144ZM176 140V141H175ZM188 140V141H187ZM207 140V141H206ZM217 140V141H216ZM238 140H240V139H238ZM23 141H24V143H23ZM29 141V142H28ZM40 141V142H39ZM43 141H45V142H43ZM66 141V142H65ZM77 141V142H76ZM85 143V141H87V143L85 144L86 146H87V148H85V153H84V155H85V157H86V159L83 161L82 159H81V157L79 158H75L76 156V154H77V150H78V148L79 147H81V146H83V148H84V144H83V142ZM104 141V142H103ZM115 141H117V142H115ZM122 141H123V143H122ZM129 141V142H128ZM149 141V142H148ZM163 141V142H162ZM167 141V142H166ZM181 141V142H180ZM187 141V142H186ZM196 141V142H195ZM226 141V142H225ZM242 141V140H241ZM260 141L262 142V143H260ZM17 142V143H16ZM26 142V143H25ZM32 142V143H31ZM37 142V143H36ZM58 142V143H57ZM60 142V143H59ZM73 142V143H72ZM77 143V145H76V143ZM155 142V143H154ZM161 142H162V144H161ZM191 142V143H190ZM193 142V143H192ZM202 142L204 143V144H202ZM216 142V143H215ZM222 142V143H221ZM5 145H3V144ZM8 143H9V145H8ZM19 143V144H18ZM23 143V144H22ZM57 143V144H56ZM62 143V144H61ZM71 143V144H70ZM119 143V144H118ZM132 143V144H131ZM160 143V144H159ZM178 144L177 146L175 145V144ZM184 145H183V144ZM196 143V144H195ZM199 143H200V145H199ZM224 143V144H223ZM234 143V144H233ZM239 143V142H238ZM255 143V144H254ZM11 144V145H10ZM14 144V145H13ZM20 144H21V148L22 147H24V148H20ZM32 144H34V145H32ZM41 145V146H39L38 147V145ZM44 144V145H43ZM49 144V145H48ZM55 144V145H54ZM70 144V145H69ZM83 144V145H82ZM96 144V145H95ZM122 144V145H121ZM125 144V145H124ZM131 144V145H130ZM139 144V145H138ZM146 144V145H145ZM167 144V145H166ZM171 144H172V146H174L173 148L175 149V150H177V152L179 151V153H174L173 151H175V150H173L172 149V151H171V149L170 148H172V146H171ZM188 144V145H187ZM191 144V145H190ZM206 144V145H205ZM219 144V145H218ZM221 144H223L224 146H222ZM227 144H229V145H227ZM231 144H232V146H231ZM257 144V145H256ZM259 144V145H258ZM262 144V145H261ZM3 145V146H2ZM12 145H13V147H12ZM16 145H17V147H18V149H17V147H16ZM52 145H54V146H52ZM93 145V146H92ZM101 145V146H100ZM121 145V146H120ZM126 145H127V147H126ZM144 145V146H143ZM162 145H164V146H162ZM180 145H182V146H180ZM186 145V146H185ZM197 145V146H196ZM204 146V147H202V146ZM233 145H235V146H237V147H235V146H233ZM255 145V146H254ZM10 146V147H9ZM44 146V147H43ZM52 146V147H51ZM64 146V147H63ZM70 147V148H68V147ZM92 148H91V147ZM103 146V147H102ZM107 146H108V148H107ZM111 146V147H110ZM116 146V147H115ZM139 146V147H138ZM150 148H148V147ZM168 146H170V147H168ZM180 146V147H179ZM190 146V147H189ZM228 146V147H227ZM250 146H251V149H250ZM3 147V148H2ZM12 147V148H11ZM15 147V151H12L13 150V148ZM30 147L31 148H33L32 149V151H30L31 149H30ZM60 147V148H59ZM67 147V148H66ZM72 147V148H71ZM121 147V148H120ZM146 147V148H145ZM156 147H157V149H156ZM159 147V148H158ZM167 147V149L169 150H165L164 151V149ZM187 147H188V151H187ZM208 147V148H207ZM215 147H217V148H215ZM233 147H235V149L234 150H232L233 149ZM6 148V149H5ZM9 148V149H8ZM27 148L28 149H30V150H27ZM35 148H37L36 149V151L34 150ZM41 148V149H40ZM44 148V149H43ZM58 148V149H57ZM66 148V149H65ZM99 148V149H98ZM114 148V149H113ZM118 148V149H117ZM127 148V149H126ZM138 148V149H137ZM148 148V149H147ZM156 149V150H154V149ZM178 148V149H177ZM190 148H191V150H190ZM201 148V149H200ZM210 148V149H209ZM224 148V149H223ZM230 148V149H229ZM256 148V149H255ZM261 148V149H260ZM24 149V150H23ZM40 149V151H38ZM46 149V150H45ZM108 149V150H107ZM127 151L128 149H129V151H125V150ZM186 149V150H185ZM193 149V150H192ZM258 149L260 150V151H262V152H257L258 151ZM5 150V151H4ZM26 150V151H25ZM43 150V151H42ZM52 150V151H51ZM62 150H64V151H62ZM65 150H67V151H65ZM71 150H73V151H71ZM91 150V151H90ZM93 150V151H92ZM118 150V151H117ZM123 150V151H122ZM141 150V151H140ZM161 150H163L162 152H165V153H162L161 152ZM248 150V151H247ZM250 150V151H249ZM254 150H255V152H254ZM3 151V152H2ZM25 151V152H24ZM34 151V152H33ZM55 152V154H54V152ZM111 151H112V153H111ZM117 151V152H116ZM153 151V152H152ZM156 152V155H155V152ZM168 151V152H167ZM181 151V152H180ZM208 151H210V152H208ZM213 151V152H212ZM219 151H222L221 153H219ZM229 151H230V153H229ZM12 152V154H10ZM23 152V153H22ZM69 152V153H68ZM72 152V153H71ZM93 152V153H92ZM97 153V154H95V153ZM114 152V153H113ZM124 152V153H123ZM145 152V153H144ZM147 152V153H146ZM158 152L160 153L161 152V155H159L158 154ZM203 152V153H202ZM205 152V153H204ZM207 152V153H206ZM245 152V153H244ZM252 153V155L255 153V154H257L256 156H255V154H254V156H251V153ZM5 153V154H4ZM17 153V155L15 156V154ZM21 153V154H20ZM24 153H26V154H28V155H24ZM59 153H61V154H59ZM88 153V154H87ZM128 153V154H127ZM140 153H142V154H140ZM144 153V154H143ZM169 154L168 156H164V154ZM171 153V154H170ZM197 153V154H196ZM201 153H202V155H201ZM228 153V154H227ZM250 153V154H249ZM24 155V157H23V155ZM52 154V155H51ZM62 154H64V155H62ZM74 154V155H73ZM94 156H92V155ZM109 154V155H108ZM111 154V155H110ZM125 154V155H124ZM132 154H133V156H132ZM137 154V155H136ZM147 154V155H146ZM152 154V155H151ZM180 154V155H179ZM186 154H187V156H186ZM200 154V155H199ZM210 154V155H209ZM213 154H214V156H213ZM224 154V155H223ZM239 154V155H238ZM259 154H260V156H259ZM7 155V156H6ZM38 155V156H37ZM43 157H42V156ZM47 155V156H46ZM54 155V156H53ZM60 155V156H59ZM87 155V156H86ZM107 155V156H106ZM114 155V156H113ZM138 155H140V156H142L141 157V159H140V156L138 157ZM154 155L156 156V157H154ZM162 155L164 156V157H162ZM174 155H176V157L174 156ZM184 155V156H183ZM13 156V157H12ZM22 156V157H21ZM27 156V157H26ZM37 156V157H36ZM91 156V157H90ZM103 156V158H100V157H102ZM112 156V157H111ZM127 156H128V158H127ZM136 156L139 158H136ZM149 156V157H148ZM159 156V157H158ZM177 156L179 157L178 159H180V158H182V156H183V158L184 157H186V158H189V157H191V159H190V161L187 163V165H186V169H185V174H183L180 178L179 177H175V176H172L173 175V173H174V170H175V165H174V162L176 161V160H178L177 159ZM198 156V157H197ZM234 156V157H233ZM239 156V157H238ZM10 157V158H9ZM12 157V158H11ZM14 157H17V158H14ZM32 157V158H31ZM42 157V158H41ZM51 157V158H50ZM56 157V158H55ZM131 157V158H130ZM168 157V159L167 160H165L166 158ZM196 157V158H195ZM202 157H204V158H202ZM215 158V160L213 159V158ZM232 157V158H231ZM251 157V158H250ZM252 157H254V159L252 158ZM4 158V159H3ZM6 158V159H5ZM49 158V159H48ZM59 158V159H58ZM61 158V159H60ZM68 158H70V159H68ZM107 158V159H106ZM118 158H122V159H118ZM125 158H127V159H125ZM143 158H144V160H143ZM155 160H154V159ZM172 158V159H171ZM173 158H175L176 160H174V162H173ZM194 158V159H193ZM200 158V159H199ZM206 158V159H205ZM210 158V159H209ZM229 158V159H228ZM242 158V159H241ZM247 158H250V159H247ZM3 159V160H2ZM13 159V160H12ZM62 159H63V161H62ZM100 159V160H99ZM102 159H103V161H102ZM114 159V160H113ZM117 159V160H116ZM148 159H151L150 161L148 160ZM193 159V160H192ZM237 159V160H236ZM244 159V160H243ZM9 162H8V161ZM24 160V162H26ZM59 160V162H57ZM61 160V161H60ZM82 162H81V161ZM105 160H107V161H105ZM111 160V161H110ZM143 161V162H140V161ZM145 160H147V161H145ZM154 160V161H153ZM163 160H165V161H163ZM169 160H171L172 161V163H169L170 161ZM205 160V161H204ZM210 160V161H209ZM224 162H223V161ZM227 160V162H225ZM239 160V161H238ZM21 161V162H22ZM27 161V162H28ZM109 161V162H108ZM122 161V162H121ZM161 161V162H160ZM169 161V162H168ZM221 161V162H220ZM237 162V164H236V162ZM241 161H243V162H241ZM97 164H96V163ZM137 162V163H136ZM140 162V163H139ZM206 162V163H205ZM230 162V163H229ZM71 163V164H70ZM112 163V164H111ZM127 163V164H126ZM133 163V164H132ZM150 164V165H146V164ZM164 163V164H163ZM222 163L224 164L223 166H222ZM241 163L243 164V165H241ZM260 163H262L263 165H261ZM9 164V165H8ZM92 164H93V166H92ZM120 164V165H119ZM121 164H123V165H121ZM140 164H142V165H140ZM155 164H157V165H155ZM171 164V165H170ZM234 164H236L235 166H234ZM258 164V165H257ZM8 165V167H6V166ZM74 165V166H73ZM80 165V166H79ZM83 165V166H82ZM114 165V166H113ZM155 165V166H154ZM160 165V166H159ZM168 165V166H167ZM191 165V166H190ZM208 165V166H207ZM256 165V166H255ZM71 166H73V167H71ZM77 166H78V168H77ZM93 167V169H92V167ZM96 166V167H95ZM102 166V167H101ZM106 166V167H105ZM118 167V168H116V167ZM146 166V167H145ZM159 166V167H158ZM195 166V167H194ZM199 166H201V167H199ZM203 166V167H202ZM205 166H207V167H205ZM210 166H211V168H210ZM233 166V167H232ZM241 166H243L244 168H242ZM256 168H255V167ZM260 166V167H259ZM80 167V168H79ZM85 167V168H84ZM88 167V168H87ZM91 167V168H90ZM110 167H111V169H110ZM131 169H130V168ZM137 167V168H136ZM140 167V168H139ZM143 167V168H142ZM156 167H158L157 168V170H156ZM173 167V168H172ZM221 167V168H220ZM224 167H226V168H224ZM229 167V168H228ZM232 167V168H231ZM241 167V168H240ZM252 168V169H250V168ZM72 170H71V169ZM75 168H76V170H75ZM86 168H87V170H86ZM120 168V169H119ZM139 168V169H138ZM150 168V169H149ZM152 168V169H151ZM163 168V169H162ZM198 168V170H196ZM202 168V169H201ZM207 170H206V169ZM215 168V169H214ZM220 169L219 170V172H218V170L217 169ZM238 168H240L239 170H238ZM0 169V177L1 178H4L5 177V173H3V171ZM47 169H48V171H47ZM51 171H50V170ZM52 169H54V170H52ZM70 169V170H69ZM80 169H82V170H80ZM122 169V170H121ZM153 169H155V170H153ZM204 169V170H203ZM249 169V170H248ZM59 170H62V171H59ZM70 172H69V171ZM121 170V171H120ZM127 170V171H126ZM133 170V171H132ZM159 170V171H158ZM162 170V171H161ZM165 170H167V171H165ZM189 170V171H188ZM205 170L208 172H205ZM216 170V171H215ZM256 170V171H255ZM49 171H50V173H49ZM76 171V172H75ZM84 171H86V172H84ZM92 171V172H91ZM111 171V172H110ZM132 171V172H131ZM155 171V172H154ZM165 171V172H164ZM194 173H193V172ZM203 171V172H202ZM213 171V172H212ZM221 171V172H220ZM233 172V173H231V172ZM237 171V172H236ZM244 171H246V173L244 172ZM249 171V172H248ZM258 171V172H257ZM91 172V173H90ZM96 172V173H95ZM106 172H108V174L109 175H107V173ZM141 172V173H140ZM158 172H159V174H158ZM201 172V173H200ZM217 172V173H216ZM231 174H230V173ZM248 172V173H247ZM65 173V174H64ZM79 173V174H78ZM85 173H86V175H85ZM89 173H90V176H89ZM104 173V174H103ZM110 173H111V175H110ZM124 173H125V175H124ZM132 173V174H131ZM138 173H139V175H138ZM152 173V174H151ZM199 175H198V174ZM214 175H213V174ZM228 173V174H227ZM243 173V174H242ZM250 173V174H249ZM46 174V175H45ZM51 175V176H49V175ZM55 174V175H54ZM75 174H76V176H75ZM97 174V175H96ZM118 174V175H117ZM122 174V175H121ZM148 174V175H147ZM151 174V175H150ZM154 174H155V176H154ZM187 174V175H186ZM189 174V175H188ZM191 174V175H190ZM198 176H197V175ZM219 174V175H218ZM226 174H227V176H226ZM251 174H252V176H251ZM54 175V176H53ZM82 175V176H81ZM85 175V176H84ZM96 175V176H95ZM101 175V176H100ZM104 177H103V176ZM124 175V176H123ZM127 175V176H126ZM132 175V176H131ZM147 175V176H146ZM185 175V176H184ZM193 175V176H192ZM218 175V176H217ZM229 175V176H228ZM246 175V176H245ZM95 178H94V177ZM98 176H99V178H98ZM139 176V177H138ZM148 176L149 177H151V178H148ZM167 176V177H166ZM186 176H188V177H186ZM200 176H202L201 178H200ZM213 176H214V179H213ZM237 176V177H236ZM240 176V177H239ZM245 176V177H244ZM59 177V178H60ZM72 177V178H71ZM109 177V178H108ZM114 177V178H113ZM115 177H116V179H115ZM130 177V178H129ZM143 177H144V179H143ZM147 177V178H146ZM163 177V178H162ZM229 177V178H228ZM231 177V178H230ZM241 177L243 178V179H241ZM58 178V177H57ZM76 178V179H75ZM80 178V179H79ZM83 178V179H82ZM88 178H90V179H88ZM166 178V179H165ZM188 178H191V179H188ZM198 178V179H197ZM210 178H211V180H210ZM216 178V179H215ZM225 178V179H224ZM227 178V179H226ZM77 179L79 180V181H77ZM105 179V180H104ZM108 179V180H107ZM142 179V180H141ZM154 179V180H153ZM171 179H173L174 181H172ZM176 179V180H175ZM180 179V180H179ZM186 179V180H185ZM202 179H203V181H202ZM223 179V180H222ZM230 181H229V180ZM236 179V180H235ZM238 179V180H237ZM1 180V179H0ZM70 180V181H69ZM81 180H82V182H81ZM86 180V181H85ZM89 180V181H88ZM94 180V181H93ZM96 180H97V182H96ZM101 180V181H100ZM111 180V181H110ZM124 180H126V181H124ZM139 180H141V181H139ZM146 180V181H145ZM193 180V181H192ZM195 180H196V182H195ZM202 182H200V181ZM206 180V181H205ZM209 180V181H208ZM215 180V181H214ZM228 180V181H227ZM241 180V181H240ZM103 181V182H102ZM109 181V182H108ZM121 181V182H120ZM174 182V183H172V182ZM182 181V182H181ZM184 181L187 183H184ZM212 181H214V182H212ZM229 183V184H227V182ZM232 181V182H231ZM234 181V182H233ZM239 181V182H238ZM74 182V183H73ZM88 182V183H87ZM129 182V183H128ZM139 182L141 183V184H139ZM143 182H144V184H143ZM147 182V183H146ZM167 182H169V183H167ZM181 182V183H180ZM189 182V183H188ZM222 182V183H221ZM237 182V183H236ZM103 183V184H102ZM106 183V184H105ZM136 183V184H135ZM159 185H157V184ZM161 183V184H160ZM167 183V184H166ZM180 183V184H179ZM184 183V184H183ZM207 183L208 184H210L211 186H214V187H211L210 185H207ZM216 183V184H215ZM234 183V184H233ZM239 183V184H238ZM75 184V185H74ZM87 184V185H86ZM89 184V185H88ZM92 184V185H91ZM95 184V185H94ZM108 184H109V186H108ZM123 186H122V185ZM137 184H139L140 186H144V187H142V190H141V193H142V199L144 200V201H142V199L139 201V203L137 202V186H139V185H137ZM164 184V185H163ZM169 184V185H168ZM236 184V185H235ZM238 184V185H237ZM77 185V186H76ZM81 185V186H80ZM86 185V187L84 188V186ZM91 185V186H90ZM108 187H107V186ZM113 185V186H112ZM117 185H120V186H117ZM129 185H131V186H133L132 188H131V186H129ZM137 185V186H136ZM154 185H156V186H154ZM196 185V186H195ZM233 185H235V186H233ZM74 186V187H73ZM94 188H93V187ZM102 186V187H101ZM104 186V187H103ZM106 186V187H105ZM129 186V187H128ZM170 186V187H169ZM173 186V187H172ZM180 186H181V188H180ZM219 186V187H218ZM75 188V190L73 189V188ZM80 187V188H79ZM97 187V188H96ZM120 187L122 188V189H120ZM123 187H124V189H123ZM157 187V188H156ZM158 187H159V189H158ZM162 187V188H161ZM175 187V188H174ZM192 187V188H191ZM194 187V188H193ZM209 189H207V188ZM261 187H263V186H259V190H260V193H259V191H258V189H256L254 192L255 193H253V195H252V200L254 201H252L251 200V203H252V205H251V203H250V207H249V211H252L257 205H259V204H264V194L263 193H261L262 191H261ZM82 188V189H81ZM90 188H92V189H90ZM169 188V189H168ZM203 188V189H202ZM213 190H212V189ZM227 188V189H226ZM68 189H70V190H68ZM84 189H85V191H84ZM88 189V190H87ZM101 189H104L103 191L101 190ZM144 189V190H143ZM149 189V190H148ZM162 189V190H161ZM178 189V190H177ZM180 189V190H179ZM216 189V190H215ZM223 191H222V190ZM235 189V190H234ZM29 191L31 194H33V195H31V194H27V195H25L26 193H25V191ZM33 190V189H32ZM78 190V192H76ZM87 190V191H86ZM112 190H113V192H112ZM118 190V191H117ZM158 190H160V191H158ZM165 190V191H164ZM169 190V191H168ZM182 190V191H181ZM185 190V191H184ZM191 190H193L192 191V193H194V197H193V199H186V195L188 196V194L187 193H189V192H191ZM204 190H205V192H204ZM24 191V192H23ZM82 191V192H81ZM90 191V192H89ZM96 191V192H95ZM120 191V192H119ZM145 191H146V193H145ZM162 191H164V192H162ZM173 192V194H172V192ZM175 191V192H174ZM179 191V192H178ZM197 191V192H196ZM199 191V192H198ZM208 193H207V192ZM221 191V192H220ZM230 191V192H229ZM60 192H61V194H60ZM63 192V193H62ZM75 193L76 194V196L77 197H75V194H72V193ZM103 192V193H102ZM105 192V193H104ZM110 192V193H109ZM134 192H135V194H134ZM149 192V193H148ZM161 192V193H160ZM182 192V193H181ZM184 192V193H183ZM185 192H186V195L184 196V194H185ZM78 193V194H77ZM102 193V194H101ZM108 194L109 193V195L111 196H109V195H105V194ZM115 193V194H114ZM117 193V194H116ZM153 193V194H152ZM160 193V194H159ZM176 193V194H175ZM179 193V194H178ZM196 193V194H195ZM206 193H207V195H206ZM21 194H22V196H21ZM62 194H64V195H62ZM70 194H72V195H70ZM124 194V195H123ZM145 194V195H144ZM182 194V195H181ZM205 194V195H204ZM209 194H210V196H209ZM223 194H224V198H223ZM227 194V195H226ZM261 194V197L260 198H258L259 196H257V195H260ZM262 194H263V196H262ZM20 195V196H19ZM28 195H29V197H28ZM51 195H57V196H51ZM60 195V196H59ZM70 195V196H69ZM74 195V196H73ZM82 195H83V197H82ZM89 195V196H88ZM114 195V196H113ZM115 195H117V196H115ZM133 195L135 196V197H133ZM162 195V196H161ZM164 195V196H163ZM257 197H256V196ZM14 196V197H13ZM48 196V197H47ZM51 196V197H50ZM74 198H73V197ZM78 196H80V197H78ZM95 196V197H94ZM102 196H104V197H102ZM109 196V198H107ZM124 196V197H123ZM129 196V197H128ZM149 196H150V198H149ZM155 198H154V197ZM162 198H161V197ZM221 196H222V198H221ZM227 196V197H226ZM253 196H254V199H253ZM56 197H57V199H56ZM98 197V198H97ZM112 197H113V199H112ZM132 197L134 198V201H133V199H132ZM147 199H146V198ZM153 197V198H152ZM167 197V198H166ZM184 197V198H183ZM209 199H208V198ZM226 197V198H225ZM7 199V200H3V199ZM10 199V201H11V204H10V201H9V199ZM34 198V199H33ZM37 198V199H36ZM47 198V199H46ZM71 198H73V199H71ZM82 198V199H81ZM93 198V199H92ZM104 198H106L107 200L106 201H104L105 199ZM122 198V199H121ZM130 200H129V199ZM149 198V199H148ZM180 198V199H179ZM207 198V199H206ZM216 198H217V200H216ZM16 199H18L19 201H17ZM58 199H60V201H58V202H56L55 200H58ZM67 201H66V200ZM78 199V200H77ZM81 199V200H80ZM97 199V200H96ZM101 201H100V200ZM119 199V200H118ZM155 199V200H154ZM170 201H169V200ZM181 199H183V200H181ZM184 199H186V200H184ZM196 199V200H195ZM206 199V200H205ZM214 199H215V201H214ZM258 199H260L259 200V203L256 205L255 203H257L258 202ZM16 200V201H15ZM30 200V201H29ZM39 202H38V201ZM50 200V201H49ZM64 200V201H63ZM69 200V201H68ZM74 200V201H73ZM85 200V201H84ZM88 200V201H87ZM91 200V202H89ZM148 200V201H147ZM153 201V202H151V201ZM157 200V201H156ZM165 200V201H164ZM172 200V201H171ZM179 200V201H178ZM190 200V201H189ZM201 200V201H200ZM222 200V201H221ZM257 202H256V201ZM262 200H263V202H262ZM22 201H24L23 203H24V205H23V203H22ZM25 201H26V204L28 205H26L25 204ZM28 201V202H27ZM34 201H37V202H34ZM43 201V202H42ZM52 201V202H51ZM72 201V202H71ZM77 201V202H76ZM83 201H84V203H83ZM99 201L102 203H99ZM110 201V202H109ZM131 201V202H130ZM147 201V202H146ZM206 201V202H205ZM208 201V202H207ZM219 201V202H218ZM3 202H6V204L4 203L3 204ZM48 202V203H47ZM63 202H65V203H63ZM74 202V203H73ZM87 202H88V204H87ZM93 202H95V203H93ZM104 202V203H103ZM106 202V203H105ZM127 202H128V204L129 205H127L126 206V204H127ZM145 202V203H144ZM150 204H149V203ZM157 204H156V203ZM166 202V203H165ZM170 202V203H169ZM177 202H179V203H177ZM183 202V203H182ZM191 202V203H190ZM204 202V203H203ZM213 202V203H212ZM261 202V203H260ZM55 203H56V205H55ZM61 203V204H60ZM77 203V204H76ZM83 203V204H82ZM123 203V204H122ZM133 204V206H132V204ZM135 203H137L136 205H135ZM141 203V204H140ZM154 203V204H153ZM162 203H164L163 205H162ZM172 203H173V206H171L172 205ZM182 203V204H181ZM198 203V204H197ZM206 203V204H205ZM14 204V205H13ZM20 204H22V205H20ZM30 204V205H29ZM43 204V205H42ZM50 204V205H49ZM59 204V205H58ZM64 204V205H63ZM67 204V205H66ZM71 204H72V206H71ZM76 204V205H75ZM92 204V205H91ZM100 204V205H99ZM104 204V205H103ZM162 205V206H159V205ZM167 204V205H166ZM178 204V205H177ZM201 204V205H200ZM216 204H218V205H216ZM5 205V206H4ZM8 205V206H7ZM10 205H13V206H15V207H13V206H10ZM19 205V206H18ZM32 205H34V206H32ZM37 205V206H36ZM52 205V206H51ZM61 205V206H60ZM65 206V207H63V206ZM70 205V206H69ZM82 205V206H81ZM123 205H124V207H123ZM147 205V206H146ZM149 205H150V207H149ZM181 205V206H180ZM195 205V206H194ZM212 205V206H211ZM221 205L219 206V208L221 207ZM254 205H256L255 207H254ZM2 206H3V208H2ZM11 207V210H10V207ZM20 206H25L24 208L23 207H21V208H23V209H21L20 208ZM29 208V209H26L27 207ZM44 206V207H43ZM55 206V207H54ZM90 206V207H89ZM101 206H102V209H101ZM114 206H115V208H114ZM119 206V207H118ZM122 206V207H121ZM131 206V207H130ZM138 206V207H137ZM141 206V207H140ZM144 206H145V208H144ZM156 206V207H155ZM203 206V207H202ZM214 206V207H213ZM6 207V208H5ZM20 209H19V208ZM40 207V208H39ZM49 207V208H48ZM50 207H52V208H50ZM62 207V208H61ZM71 209H70V208ZM74 207V208H73ZM84 207V208H83ZM94 207V208H93ZM97 207V208H96ZM100 207V208H99ZM130 207V208H129ZM152 207V208H151ZM157 207H158V210H157ZM205 207V208H204ZM53 208H55V209H53ZM89 208V209H88ZM91 208V209H90ZM107 208H110L111 209V211H110V209H107ZM128 208V209H127ZM132 208V209H131ZM167 208H169V209H167ZM178 208V209H177ZM183 208H185V209H187L186 211V213H187V215H188V221H187V219L186 220H183L182 218L180 219V223H179V221L177 222V223H175V224H173V226H172V228L174 229H171V231H169L163 238H164V242H163V238L161 237V236H163V235H161L162 233H163V231L164 230H162V232H161V230H159V229H164V228H159V224H160V222L162 221V222H164L165 220H167V222L172 218V219H174V217L176 216H174V214L175 213H177V212H179L180 210L179 209H181V211H182V209ZM189 208V209H188ZM198 208V209H197ZM251 208H253L252 210H251ZM4 209V211L6 210V213H7V215H8V217L11 215H14V218L15 219H12L13 217H9V218H11V219H9V218H7V215L5 214V216H6V219L5 218H3V217H5L4 216V211H2L1 212V210H3ZM8 209V210H7ZM13 209H16L15 211L16 212H14L13 211ZM32 209V210H31ZM35 209H37V210H35ZM42 209V210H41ZM45 209V210H44ZM85 210V211H83V210ZM96 209H97V211H96ZM113 209V210H112ZM139 209V210H138ZM143 209V210H142ZM147 209H149V210H147ZM162 209V210H161ZM165 209H166V211H165ZM204 209V210H203ZM259 209L261 210V213H260V211H259ZM263 209H264V205H263V207H262V205H260V206H258V207H256L255 209H254V212H255V214L253 213V211L252 212H250L251 213V215L250 214H248V217L250 218H253L252 217V215L253 216H255V218H258V217H260L261 215H257V213L258 214H262V211H263ZM61 212H60V211ZM89 210H91V211H89ZM120 210V211H119ZM147 210V211H146ZM152 210V211H151ZM168 210V211H167ZM176 210H178V211H176ZM196 210V211H195ZM257 212H256V211ZM9 211V212H8ZM14 213H13V212ZM18 211V212H17ZM25 211V212H24ZM30 211V212H29ZM32 211V212H31ZM34 211V212H33ZM51 211H52V213H51ZM54 211V212H53ZM57 211V213H55ZM68 211V212H67ZM70 211H71V213H70ZM76 211H78L77 213H75ZM93 211V212H92ZM96 211V212H95ZM103 211H104V213H103ZM106 211V212H105ZM113 211V212H112ZM117 211H119V212H117ZM121 211H122V213H121ZM129 211H130V214H129ZM132 211V212H131ZM134 211V212H133ZM145 211V212H144ZM150 211V213H148ZM155 211H156V213H155ZM159 211V212H158ZM199 211V212H198ZM203 211V212H202ZM11 212V213H10ZM41 212V213H40ZM63 212V213H62ZM65 212H67V213H65ZM125 213V215L127 216H125L124 215V213ZM143 212V213H142ZM163 212V213H162ZM166 212V213H165ZM171 212V213H170ZM195 212V213H194ZM197 212V213H196ZM10 213V214H9ZM29 213V214H28ZM60 213V215H57V214H59ZM88 213V215H86ZM93 213V215H92V217L89 219V217L91 216V214ZM114 213V214H113ZM132 213H134V214H132ZM138 213H139V215H138ZM146 213V214H145ZM161 213V214H160ZM186 213H185V215H184V217L185 216H187L186 215ZM190 213H191V215H190ZM203 213H205V214H203ZM3 214V215H2ZM19 214V215H18ZM22 214H25L24 216H25V218H23L24 216H22ZM27 214V215H26ZM39 214V215H38ZM53 214V215H52ZM66 214H67V216H66ZM85 214V215H84ZM95 214V215H94ZM102 214V215H101ZM107 214H108V216H107ZM111 216H110V215ZM113 214V215H112ZM141 214V215H140ZM157 214V215H156ZM168 214V215H167ZM15 215H16V217H15ZM35 215V216H34ZM51 215H52V217H51ZM57 215V216H56ZM90 215V216H89ZM104 215V216H103ZM119 215H120V217H119ZM143 215V216H142ZM148 215H150V216H148ZM196 215V216H195ZM250 215V216H249ZM257 215V216H256ZM2 216V217H1ZM43 216V217H42ZM47 216V217H46ZM60 216V217H59ZM72 216V217H71ZM75 218H74V217ZM80 216V217H79ZM101 216H103V217H101ZM118 216V217H117ZM124 216L126 217V218H124ZM139 216V217H138ZM145 216V217H144ZM153 216H155V217H153ZM165 216V217H164ZM191 216V217H190ZM194 216V217H193ZM27 217H30V218H27ZM42 217V218H41ZM55 217V218H54ZM85 217V218H84ZM99 217V218H98ZM108 217V218H107ZM115 217V218H114ZM129 217V218H128ZM132 217V218H131ZM142 217L143 218H145V219H142ZM151 217H153V218H151ZM199 217V218H198ZM248 217H246V219H245V221H250V219L248 218ZM16 218H18V219H16ZM21 218H23V220H21ZM36 218V219H35ZM38 218V219H37ZM40 218V219H39ZM44 218H45V220L46 219H48V220H46V221H44ZM62 218V219H61ZM78 218V219H77ZM82 218V219H81ZM88 218V219H87ZM105 218V219H104ZM121 218H122V220H121ZM167 218V219H166ZM191 218V219H190ZM194 218H196V219H194ZM8 219H9V222H7L8 221ZM33 219V220H32ZM50 219V220H49ZM73 219V220H72ZM87 219V220H86ZM100 221H99V220ZM102 219V220H101ZM128 221H127V220ZM136 219V220H135ZM179 219V218H178ZM7 220V221H6ZM15 220V221H14ZM21 220V221H20ZM26 220L28 221V220H30V221H28L27 223H26ZM37 222H36V221ZM39 220V221H38ZM72 220V221H71ZM78 220V221H77ZM89 220V221H88ZM97 220V221H96ZM108 220V221H107ZM110 220V221H109ZM124 220V221H123ZM148 220V221H147ZM152 220V221H151ZM11 221V222H10ZM14 221V222H13ZM33 221V222H32ZM85 221H87V223L85 222ZM91 221V222H90ZM95 223H94V222ZM114 221V222H113ZM119 221V222H118ZM125 221H126V224H125ZM134 223H133V222ZM139 221V222H138ZM144 223H143V222ZM147 221V222H146ZM171 221V220H170ZM173 221V220H172ZM171 221V222H172ZM192 221H193V223H192ZM247 221V222H248ZM3 222H6V223H4L3 224ZM13 222V223H12ZM19 222V223H18ZM32 222V223H31ZM40 222V223H39ZM47 222V223H46ZM50 222H52V223H50ZM54 222V223H53ZM63 222V223H62ZM78 222V223H77ZM92 222H93V224H92ZM104 222H106V224L104 223ZM114 224H113V223ZM115 222H117V224L115 223ZM122 222V223H121ZM128 222H130V224L128 223ZM156 222V223H155ZM174 222V221H173ZM172 222V223H173ZM183 222V223H182ZM190 222V223H189ZM195 222V223H194ZM247 222H245V223H247ZM8 223V224H7ZM12 225H11V224ZM18 224V225H16V224ZM25 223H26V225H25ZM36 223V224H35ZM58 223V224H57ZM83 223V224H82ZM101 223V224H100ZM103 223V224H102ZM109 223H111V224H109ZM132 223V224H131ZM141 223H143V225L141 224ZM148 223V224H147ZM165 223V222H164ZM179 223V224H178ZM29 224V225H28ZM31 224V225H30ZM41 224V225H40ZM48 224V225H47ZM53 224V225H52ZM61 224V225H60ZM63 224L64 225H66L67 224V226H63ZM71 224V225H70ZM77 224V225H76ZM100 224V225H99ZM135 226H134V225ZM145 224V225H144ZM162 224V223H161ZM243 224V225H242ZM7 225V226H6ZM88 225V226H87ZM99 225V226H98ZM108 225H109V227H108ZM119 225V226H118ZM120 225H122V226H120ZM156 225V226H155ZM174 225H176V226H174ZM183 225V226H182ZM185 225V226H184ZM245 227L246 225L244 224V222L243 223H241V224H239V225H237L229 234H228V243L230 244H234L233 242H236V240L237 241H241V239L243 238L244 239V237H245V235L244 234H248V231H246L243 227ZM245 225V226H244ZM2 226H5L4 228L2 227ZM31 226V227H30ZM33 226V227H32ZM49 226V227H48ZM83 226V227H82ZM101 226V227H100ZM106 226V227H105ZM114 226V227H113ZM141 226H143V227H141ZM241 228H240V227ZM8 227V228H7ZM9 227H10V229H9ZM28 227V228H27ZM55 227V228H54ZM57 227V228H56ZM62 227H64V228H62ZM68 229H67V228ZM76 227V228H75ZM79 227V228H78ZM87 227V228H86ZM104 227V228H103ZM121 229H120V228ZM123 227H124V229L125 230H123ZM127 227V228H126ZM133 227V228H132ZM148 227V228H147ZM158 229H157V228ZM181 227V228H180ZM12 228V229H11ZM16 228V229H15ZM24 228V229H23ZM47 228H49L48 230H47ZM53 228H54V232H53ZM93 228H95V229H93ZM100 228V229H99ZM108 228V229H107ZM129 228H131V229H129ZM134 228H137V230L136 229H134ZM244 230H243V229ZM18 229V230H17ZM44 229V230H43ZM56 229H58L57 231H56ZM63 229V230H62ZM74 229V230H73ZM81 230V231H78V230ZM239 229V230H238ZM8 230V231H7ZM15 230H16V232H15ZM24 230H25V232H24ZM47 230V231H46ZM52 230V231H51ZM61 230V231H60ZM94 230V231H93ZM127 230H129V231H127ZM134 230V231H133ZM179 230H181V231H179ZM237 230V231H236ZM3 231V232H2ZM6 231V232H5ZM14 233H13V232ZM21 231V232H20ZM32 231V232H31ZM40 231V232H39ZM43 231V232H42ZM62 231H66V232H62ZM72 231V232H71ZM122 231H124L123 233H122ZM137 231H138V233H137ZM141 231V232H140ZM149 231V232H148ZM177 231H179V232H177ZM9 232V233H8ZM12 232V233H11ZM45 232V233H44ZM46 232H49V233H47L46 234ZM52 232V233H51ZM57 232V233H56ZM70 232H71V234H70ZM81 232V233H80ZM115 232H116V234H115ZM128 232H129V234H128ZM176 232H177V234H176ZM237 232V233H236ZM240 232V233H239ZM75 233V234H74ZM88 233V234H87ZM113 233V234H112ZM156 235H155V234ZM180 233V234H179ZM233 233H235V234H233ZM239 233V234H238ZM5 234H7V235H5ZM43 234H44V236H43ZM61 234H63V235H61ZM80 236H79V235ZM91 234V235H90ZM138 234V235H137ZM145 234V235H144ZM150 234H151V236H150ZM12 235H13V237H12ZM46 235V236H45ZM47 235H49L48 237H47ZM54 235H55V237H54ZM85 235H87V236H85ZM116 235V236H115ZM147 235V236H146ZM232 235H234V236H232ZM5 236H8L7 238L5 237ZM25 236V237H24ZM41 236V237H40ZM52 236V237H51ZM66 236H69V237H66ZM85 236V237H84ZM109 236H110V238H112V239H110L109 238ZM112 236V237H111ZM120 236V237H119ZM125 236V237H124ZM140 236H141V238H140ZM150 236V237H149ZM154 236V237H153ZM156 236V237H155ZM168 236V237H167ZM232 236V237H231ZM241 236H242V238H241ZM244 236V237H243ZM4 237V238H3ZM29 238V240H28V238ZM38 237V238H37ZM43 237V238H42ZM51 237V238H50ZM91 239H90V238ZM133 237V238H132ZM159 237H161V238H159ZM170 237V238H169ZM19 238V239H18ZM32 238V239H31ZM54 240H53V239ZM65 238H67V239H65ZM107 238H109V239H107ZM148 238V239H147ZM157 238H159V239H157ZM167 240H166V239ZM240 240H239V239ZM4 239V240H3ZM24 241H23V240ZM43 239V240H42ZM45 239V240H44ZM59 239V240H58ZM63 239H65V240H63ZM71 239V240H70ZM85 239H86V242H85ZM116 239V240H115ZM123 239H124V241H123ZM14 240H16V241H14ZM18 240V241H17ZM70 242H69V241ZM82 240V241H81ZM84 240V241H83ZM97 240V241H96ZM102 240H104V241H102ZM106 240H111L109 243H108V241H106ZM118 240V241H117ZM137 240V241H136ZM9 241V242H8ZM14 241V242H13ZM32 241V242H31ZM62 241V243H60V242ZM67 241V242H66ZM79 241V242H78ZM112 241H113V243H112ZM129 241V242H128ZM11 242V243H10ZM57 242V243H56ZM59 242V243H58ZM64 242V243H63ZM106 242H107V244H106ZM121 242H123V243H121ZM139 242H141V243H139ZM3 243V244H2ZM10 243V244H9ZM30 243V244H29ZM68 243V245H65V244H67ZM78 243V244H77ZM111 243V244H110ZM116 244V245H113V244ZM143 243V244H142ZM16 244V243H15ZM57 244V245H56ZM64 244V245H63ZM75 244H77V245H75ZM106 244V245H105ZM118 244V245H117ZM127 244H125L124 246H126ZM133 244V245H134ZM10 245V247H8V246ZM22 245V246H21ZM62 245H63V247H62ZM86 245H87V247H86ZM164 245H165V247H164ZM228 245V244H227ZM4 246H7V247H4ZM27 246H28V248H27ZM58 246V247H57ZM65 246V247H64ZM92 246V247H91ZM98 246V247H97ZM116 246V247H115ZM120 246V247H119ZM229 246H231V245H229ZM60 247V248H59ZM72 247V248H71ZM76 247V248H75ZM89 247V248H88ZM115 247V248H114ZM163 247V248H162ZM21 248V249H20ZM48 248H50V247H48ZM55 248V249H54ZM98 248V249H97ZM28 249V250H27ZM66 249H67V251H66ZM80 249V250H79ZM94 249V250H93ZM160 249V250H161ZM25 250H27V251H25ZM56 252H55V251ZM58 250V251H57ZM60 250V251H59ZM71 250V251H70ZM159 250V251H160ZM7 251V252H6ZM70 251V252H69ZM73 251V252H72ZM80 253H79V252ZM83 251V252H82ZM95 251H97V252H95ZM101 251H103V252H101ZM106 251V252H105ZM2 252V253H1ZM4 252V253H3ZM55 252V253H54ZM92 252H94V253H92ZM6 253V255H8V256H6V255H4ZM57 253V254H56ZM59 253V254H58ZM76 255H75V254ZM78 253H79V255H78ZM89 253H92V254H89ZM22 254V255H21ZM56 254V255H55ZM74 254V255H73ZM83 255V256H82ZM14 256V255H13ZM50 256V257H51ZM28 257V256H27Z\"/></svg>",
	"mask_w": 264,
	"mask_h": 264
},
{
	"label": "bare ground",
	"instance_id": "obj_2",
	"mask_svg": "<svg viewBox=\"0 0 264 264\" xmlns=\"http://www.w3.org/2000/svg\"><path fill=\"white\" fill-rule=\"evenodd\" d=\"M246 0H0V88L5 84V83H7L8 85H6V87L8 88V87H10V88H12L13 90H14V92H10L9 94H11V99H14L13 101H21V99L24 101V99H26L25 101L27 102V103H25V104H27L26 106H28V104L31 102L30 100H32V99H37L38 98V94H37V92H38V88H37V86L40 84V81L41 80H45V79H47V77H53V79H58V80H62V79H60L61 78V76H63V74H64V72H65V74H67L68 72H66V71H64L63 73H62V71L61 70H59V69H56V70H52V69H50V70H47L48 72H46L45 71V68H49V66H51L53 63H50V62H48V60L49 61H51V62H53L54 60H53V57L55 56L54 54H61V56L64 54V55H67L66 56V58H67V60L69 61V62H71L72 63V65L74 64H76V63H78V64H80L81 65V63L80 62H85V64H91V63H94V61H98L99 59L98 58H96L95 56H93V55H95V53H94V50L96 51V53L97 54H101L100 56L102 57V55H105V58H106V55H108L109 53V50L110 49H113V46H114V48H115V46L116 47H118V48H116V50H120V51H122V54L125 56V54L126 53H129V54H131L132 52V50L131 49H129L130 48V44H129V46H128V44H127V41L128 40H130V39H134L133 37H135V38H137V37H139V36H137V33L138 34H140V36L142 37V38H144V37H146V38H148V39H150V38H155L156 40L157 39H161V38H170V40H171V38H173V37H182V36H186L187 38H185V40H187V39H190V38H193L192 36L194 35L193 33H190V31H191V29L189 30V28H186V27H184V30L183 31H181L180 29H178L177 27H175V25L173 26V24H175V22H173V24L169 27V29H170V31L168 32V34H166V35H164V31H162L161 32V30H158V28H157V26H156V24H155V22H156V20L158 19V18H161V19H163L164 17H165V19H166V17L167 16H170L169 17V19H172L173 18V15H175V17H180L181 16V14H182V16L184 15V14H188V15H191L193 12L195 13V10H197L198 12H201L200 10H198V9H196V7H197V5L199 4H201L202 3V5H207V4H210V3H212V4H216L217 3V5L216 6H219L218 4L219 3H221V4H223L224 3V6L225 5H230V7L231 6H233L234 8L237 6V7H239L240 8V5L241 4H243V2H245ZM248 1V0H247ZM246 1V2H247ZM253 1H255V0H253ZM248 2H250V0L248 1ZM251 3V2H250ZM257 3V2H256ZM179 4H182V5H186V6H188L187 8H185V7H183V8H179V7H176V6H180ZM221 4H220V6H221ZM262 4V3H261ZM251 5V4H250ZM254 5V4H253ZM209 6V5H208ZM255 6V5H254ZM204 7H206V6H204ZM210 7H212V5L210 6ZM221 7H223V5L221 6ZM249 7V6H248ZM258 7V6H257ZM207 8L209 9V7H206V12H207ZM215 8V7H214ZM238 8V9H239ZM177 9H180V11H178V12H181V13H178L176 10ZM183 9V10H182ZM212 10V9H211ZM210 10V11H211ZM213 10H217V7L215 8V9H213ZM233 10V9H232ZM242 10V9H241ZM245 10V9H244ZM256 10V9H255ZM254 10V11H255ZM221 11V10H220ZM231 11V10H230ZM229 11V12H230ZM236 11V10H235ZM208 12H209V10H208ZM207 12V13H208ZM213 12V11H212ZM211 12V13H212ZM217 12V11H216ZM240 12V11H239ZM244 12V11H243ZM249 12V11H248ZM257 12V11H256ZM193 13V14H194ZM197 13V12H196ZM214 14H215V12H213ZM218 14H219V11L217 12ZM222 13H224V12H222ZM222 13H221V15H222ZM232 13V12H231ZM192 14V16H194ZM201 14V13H200ZM205 14V13H204ZM226 14V13H225ZM228 14V13H227ZM239 14H241V13H239ZM246 14V13H245ZM251 14V13H250ZM249 14V15H250ZM255 14V13H254ZM263 13H261L260 15H262ZM202 15H203V13H202ZM220 15V16H221ZM234 15V14H233ZM187 16V15H186ZM199 16V15H198ZM222 16H224V15H222ZM228 16H230V15H228ZM232 16V15H231ZM239 16H242V15H239ZM244 16V15H243ZM253 16V15H252ZM172 17V18H171ZM174 17V18H175ZM201 17V16H200ZM249 17V16H248ZM248 17H247V19H248ZM183 18H185V17H183ZM222 18V17H221ZM231 18V17H230ZM237 18V17H236ZM246 18V17H245ZM252 17H250V19H251ZM254 18V17H253ZM258 18V17H257ZM187 19V18H186ZM217 19V18H216ZM225 19V18H224ZM232 19V18H231ZM239 19V18H238ZM250 19H249V21H250ZM254 19H256V18H254ZM260 19V18H259ZM264 19V18H263ZM159 20V19H158ZM214 20V19H213ZM227 20V19H226ZM232 20H234V19H232ZM231 20V21H232ZM180 21V20H179ZM219 21H221V20H219ZM254 21V20H253ZM256 21V20H255ZM178 22V21H177ZM210 22V21H209ZM241 22V21H240ZM263 22V21H262ZM170 23V22H169ZM172 23V22H171ZM212 23V22H211ZM227 23V22H226ZM157 24H160V23H157ZM178 24H179V22H178ZM177 24V25H178ZM218 24V23H217ZM238 24V23H237ZM239 24H241V23H239ZM243 24V23H242ZM242 24H241V27H242ZM248 24V23H247ZM163 25V24H162ZM186 25V24H185ZM188 25V24H187ZM186 25V26H187ZM216 25V24H215ZM221 25H224V24H221ZM220 25V26H221ZM232 25V24H231ZM245 25V24H244ZM249 25V24H248ZM247 25V26H248ZM191 26V25H190ZM204 26V25H203ZM217 26H219V25H217ZM225 26V25H224ZM227 26V25H226ZM225 26V27H226ZM234 26V25H233ZM167 27V26H166ZM175 27V28H174ZM183 27H181V28H183ZM189 27V26H188ZM213 27V26H212ZM232 27V26H231ZM248 27H250V26H248ZM251 27H252V25H251ZM161 28V27H160ZM186 28V29H185ZM204 28H205V26H204ZM203 28V29H204ZM210 28V27H209ZM219 28V27H218ZM260 28V27H259ZM202 29V30H203ZM206 29V28H205ZM235 29V28H234ZM240 29V28H239ZM242 29V28H241ZM255 29V28H254ZM189 30V31H188ZM192 30L194 31V30H196V29H194V27L192 28ZM199 31L201 30V29H198ZM210 30V29H209ZM251 30V29H250ZM197 31V30H196ZM249 31V30H248ZM255 31V30H254ZM195 32V31H194ZM203 33H204V31H202ZM250 32V31H249ZM165 33H167L166 31H165ZM251 33V32H250ZM196 34V36H195V38L196 39H199L200 41H204V39H206V38H204L205 36L202 34V33H200V34H197V33H195ZM246 34V33H245ZM264 34V33H263ZM220 35V34H219ZM231 35V34H230ZM237 36H239L238 34H236ZM241 35V34H240ZM188 36H190L189 38H188ZM207 36V35H206ZM215 36V35H214ZM224 36V35H223ZM234 36V35H233ZM232 36V37H233ZM242 36V35H241ZM245 36V35H244ZM256 36V35H255ZM132 37V38H131ZM210 37V36H209ZM213 37V36H212ZM228 37V36H227ZM226 37V38H227ZM230 37V36H229ZM243 37V36H242ZM258 37H261V34H260V36H259V34H258ZM146 38H144L145 40H146ZM184 38V37H183ZM183 38H179V39H183ZM195 38H193L191 41H195ZM221 38V37H220ZM252 38V37H251ZM251 38H250V40H251ZM256 38V37H255ZM159 39V40H160ZM164 39V40H165ZM173 39H176V38H173ZM223 39H225V38H223ZM240 39H242V38H240ZM258 39V38H257ZM260 39V38H259ZM137 41H139L138 39H136ZM141 40V39H140ZM162 40V39H161ZM163 40V41H164ZM230 40V39H229ZM228 40V41H229ZM136 41V42H137ZM149 41V40H148ZM167 41V40H166ZM174 41V40H173ZM176 41V40H175ZM188 41V40H187ZM207 41V42H206ZM205 42H206V44L207 43H209V41L208 40H206ZM220 41V40H219ZM224 41H226V40H224ZM239 41V40H238ZM131 42V41H130ZM151 42V41H150ZM159 42V41H158ZM161 42V41H160ZM181 42H183V41H181ZM199 42V41H198ZM211 42V41H210ZM133 43V42H132ZM132 43H131V45H132ZM146 43V42H145ZM171 43V42H170ZM177 43V42H176ZM192 43H194V42H192ZM191 43V44H192ZM196 43V42H195ZM216 43V42H215ZM214 43V44H215ZM247 43V42H246ZM249 43V42H248ZM247 43V44H248ZM260 43V42H259ZM259 43L257 44V42L255 43L254 41H253V43H252V47L253 48H259V51L257 50V51H252V52H250V55L252 54L253 55V57L254 58H260V57H263V59H264V46L262 45H259ZM262 43L264 44V41L262 40ZM137 44V43H136ZM165 44V43H164ZM167 44V43H166ZM169 44V43H168ZM173 44V43H172ZM179 44V43H178ZM189 44H190V42H189ZM250 44V43H249ZM248 44V45H249ZM147 45V44H146ZM157 45V44H156ZM163 45V44H162ZM170 45V44H169ZM188 45V44H187ZM196 45V44H195ZM203 45V44H202ZM218 45V44H217ZM220 45V44H219ZM218 45V46H219ZM246 45V44H245ZM244 45V46H245ZM247 45V46H248ZM110 46H112V48H110L109 49V47ZM141 46V45H140ZM155 46V45H154ZM158 46V45H157ZM176 46V45H175ZM199 46V45H198ZM208 46V45H207ZM216 46V45H215ZM233 46V45H232ZM235 46V45H234ZM243 46V47H244ZM250 46V45H249ZM205 47H206V45H205ZM211 47H212V45H211ZM236 47H241V45L240 46H236ZM140 48V47H139ZM155 48V47H154ZM157 48V47H156ZM195 48V47H194ZM222 48H223V46H222ZM234 48V47H233ZM92 49H93V51H92ZM104 49V50H103ZM108 49V50H107ZM148 49V48H147ZM151 49V48H150ZM170 49V48H169ZM190 49V48H189ZM210 49V48H209ZM213 49V48H212ZM215 49V48H214ZM214 49H213V51H214ZM261 49V50H260ZM98 50L100 51V52H98ZM107 50V51H106ZM114 50V49H113ZM131 50V51H130ZM138 50V49H137ZM152 50V49H151ZM150 50V51H151ZM158 50V49H157ZM160 50H162V49H160ZM164 50V49H163ZM166 50V49H165ZM184 50H186V49H184ZM194 50V49H193ZM198 50V49H197ZM206 49H204L203 51H205ZM220 50V49H219ZM222 50V49H221ZM120 51H119V54H120ZM130 51V52H129ZM155 51V50H154ZM183 51V50H182ZM187 52H188V50H186ZM199 51V50H198ZM211 51V50H210ZM224 51H228L227 49H225ZM249 51V50H248ZM64 52H67V54L66 53H64ZM112 52V51H111ZM117 52V51H116ZM143 52V51H142ZM151 52H153V51H151ZM190 52V51H189ZM197 52V51H196ZM208 52V51H207ZM234 52V51H233ZM134 53V52H133ZM163 53V52H162ZM172 53H173V51H172ZM180 53V52H179ZM178 53V54H179ZM193 53V52H192ZM191 53V54H192ZM202 53V52H201ZM206 53V52H205ZM211 53H213V52H211ZM215 53H218V54H221L220 55V57H221V59H222V53H224L223 51L221 52V53H219V52H215ZM97 54H96V56H97ZM117 54V53H116ZM146 54H148V53H146ZM185 54H187V53H185ZM189 54V53H188ZM225 54V53H224ZM223 54V55H224ZM113 55V54H112ZM163 55H166V54H163ZM190 55V54H189ZM200 55V54H199ZM209 55H210V53H209ZM217 55V54H216ZM240 55H241V53H240ZM116 56V55H115ZM129 56V55H128ZM131 56V55H130ZM134 56V55H133ZM169 56V55H168ZM173 56H174V54H173ZM182 55L180 54V57H181ZM185 56V55H184ZM188 56V55H187ZM201 56V55H200ZM200 56H198V57H200ZM205 56V55H204ZM203 56V57H204ZM99 57V56H98ZM148 57H150L149 55H148ZM147 57V58H148ZM156 57H158V56H156ZM165 57H167V56H165ZM192 57H194V56H191V57H189L190 59L192 58ZM196 57V56H195ZM202 57V58H203ZM248 57V56H247ZM250 57V56H249ZM100 58V57H99ZM103 58V57H102ZM117 58H119V57H117ZM127 58V57H126ZM172 58H174V57H171L170 59H172ZM178 58V57H177ZM185 58V57H184ZM188 58V57H187ZM197 58V57H196ZM207 58V57H206ZM229 58V57H228ZM235 58V57H234ZM243 58V57H242ZM252 58V57H251ZM98 59V60H97ZM113 59V58H112ZM121 59H123V58H121ZM161 59H162V56H161ZM169 59V58H168ZM219 59V58H218ZM248 59V58H247ZM253 59V58H252ZM16 60V61H15ZM59 60H61V59H59ZM101 60V59H100ZM106 59H104V61H105ZM118 60H120V58L118 59ZM127 60H129V58L127 59ZM158 60H160V59H158ZM163 60V59H162ZM165 61H166V58L164 59ZM163 60V64H164V61ZM185 60V59H184ZM189 60V59H188ZM192 60V59H191ZM205 60V59H204ZM209 60V59H208ZM211 60V59H210ZM215 60V59H214ZM239 60H241V59H239ZM246 60V59H245ZM14 61V63H13V65L11 66V68H10V71H8L9 70V68H8V65L10 64V63H12ZM62 61H64L63 59H62ZM66 61V60H65ZM121 61V60H120ZM125 61V60H124ZM167 61H171L172 62V60H167ZM166 61V62H167ZM203 61V60H202ZM213 61V60H212ZM221 61V60H220ZM60 62V61H59ZM110 62H112V61H110ZM173 62H174V60H173ZM217 62V61H216ZM249 62V61H248ZM247 62V63H248ZM257 63H258V61H256ZM54 63H55V61H54ZM61 63V62H60ZM98 63V62H97ZM109 63V62H108ZM107 63V64H108ZM115 63V62H114ZM120 63V62H119ZM129 63V62H128ZM180 63V62H179ZM203 63V62H202ZM207 62H206V60H205V63H204V65L206 64ZM208 63H210L209 61H208ZM231 63V62H230ZM241 63H245V62H241ZM252 63V62H251ZM257 63H255V64H257ZM260 63V62H259ZM258 63V64H259ZM122 64V63H121ZM124 64H125V62H124ZM167 64H168V62H167ZM171 63H169L168 65H170ZM175 64V63H174ZM183 64V63H182ZM197 64H198V62H197ZM261 64V63H260ZM61 65H63V64H61ZM71 65V64H70ZM73 65V66H74ZM94 65L95 64H93V68L92 69H94ZM96 65H98V64H96ZM106 65V64H105ZM112 65V64H111ZM131 65V64H130ZM160 65H162V62L159 64V66H158V68L160 67ZM166 64H164V66H165ZM192 65V64H191ZM190 65V66H191ZM196 65V64H195ZM207 65V64H206ZM214 65V64H213ZM225 65H227V64H225ZM262 65V64H261ZM56 66V65H55ZM54 66V67H55ZM58 66V65H57ZM73 66H71V68L73 67ZM79 66V65H78ZM87 66V65H86ZM101 66V65H100ZM113 66V65H112ZM114 66H115V64H114ZM120 66V65H119ZM122 66V65H121ZM155 66V65H154ZM157 66V65H156ZM155 66V67H156ZM163 66V65H162ZM161 66V67H162ZM171 66V65H170ZM173 66V65H172ZM171 66V67H172ZM199 66V65H198ZM208 66H209V64H208ZM216 66V65H215ZM228 66H230V64H228ZM236 65H234V64H232L231 66H230V69L229 70H223L224 71V73L225 72H228V75H234L235 74V77L233 78V79H238V77H240V79L242 78V79H244V81L246 80V79H248V80H250V81H254L255 80V78H256V76H258V75H260L259 76V78H262V79H260V80H258V81H261L262 80V82H263V84H264V65H262V68H260L259 70H260V73L258 72V71H255V72H257V74L255 73V72H243V74L241 75V71H239L240 69L239 68H236V67H238V66H236ZM244 67H245V65H243ZM247 66V65H246ZM258 67H260L259 65H257ZM10 67V66H9ZM68 67H70L69 65H68ZM75 67H77V66H75ZM75 67H73V68H75ZM92 67V66H91ZM99 67V66H98ZM107 67V66H106ZM153 67V66H152ZM166 67V66H165ZM165 67H163V68H165ZM170 67V68H171ZM212 67V66H211ZM225 67V66H224ZM8 68V69H7ZM51 68H53V66H51ZM65 68V67H64ZM100 68V67H99ZM117 68H119V67H117ZM122 68H123V66H122ZM131 68V67H130ZM135 68H136V66H135ZM163 68H161V70L163 69ZM170 68H168L169 70H170ZM179 68V67H178ZM192 68V67H191ZM217 68V67H216ZM220 68V67H219ZM226 68V67H225ZM224 68V69H225ZM246 68V67H245ZM249 68V67H248ZM247 68V69H248ZM7 69V70H6ZM80 69V68H79ZM83 69V68H82ZM112 69V68H111ZM114 69V68H113ZM168 69H166L167 71H168ZM172 69V68H171ZM177 69V68H176ZM188 69H190V68H188ZM211 69V68H210ZM221 69V68H220ZM219 69V70H220ZM66 70V69H65ZM75 70H76V68H75ZM81 70V69H80ZM79 70V71H80ZM84 70V69H83ZM125 69H123V71H124ZM156 70V69H155ZM159 70V69H158ZM185 70V69H184ZM201 70V69H200ZM204 70V69H203ZM243 70V69H242ZM257 70V69H256ZM8 71V74H6V72ZM71 70H69V72H70ZM82 71V70H81ZM100 71V70H99ZM110 71V70H109ZM125 71H127V70H125ZM122 72V76H127V77H123L121 80H119L117 83H114L115 85L113 86V88H108V89H110V90H108L107 89V91H105V93L106 94H104L103 92V95H100L101 97H100V99H98V100H100V103L103 105V106H101V107H103L104 109L103 110H105L104 111V113L103 112H101V113H103L105 116H103V117H106V118H103V119H110V118H114V119H124V118H128L129 116H131L132 114H135L136 112V114H142V113H144V111L145 110H147L148 109V105L149 104H151V103H157V105L158 106H156V107H161V113L160 114H158L157 116V118H155V120L157 121V123H162L163 125H168L169 123H172V120L175 118V116L178 114V112H179V103H178V106L176 105H174L173 103L172 104H168V103H164L163 102V104L161 103L162 102V100L169 94V92L167 93V92H163V90H160V91H162V92H157L156 90H152L153 92H149V91H147V89L145 90V89H142V88H139V87H137V85H139V84H137L136 82H137V80H135V82L133 81L132 82V80H134L133 78H130V77H128V75L126 74V72ZM177 71H179V70H177ZM194 71H196V70H194ZM193 71V72H194ZM211 71H213V70H211ZM222 71V70H221ZM221 71H219V72H221ZM244 71V70H243ZM76 72V71H75ZM77 72H78V70H77ZM83 72V71H82ZM89 72V71H88ZM103 72V71H102ZM112 72V71H111ZM119 72V71H118ZM118 72H116V73H118ZM172 72V71H171ZM182 72V71H181ZM187 72V71H186ZM192 72V73H193ZM201 72V71H200ZM204 72V71H203ZM206 72V71H205ZM79 73V72H78ZM92 74H93V72H91ZM90 73V74H91ZM104 73V72H103ZM147 74H148V72H146ZM151 73V72H150ZM149 73V74H150ZM153 73H155V72H153ZM152 73V74H153ZM170 71L169 72H166L165 71V69L163 70V72L162 71H160L159 70V75H162V74H165V76L163 75V78L164 77H167V75H170V74H172V73H170ZM195 73V72H194ZM198 73V72H197ZM128 74H131V73H128ZM139 74V73H138ZM137 74V75H138ZM147 74H146V76H147ZM148 74V75H149ZM167 74V75H166ZM176 74H178V72L176 73ZM180 74V73H179ZM206 74H208V72L206 73ZM212 74V73H211ZM221 74V73H220ZM77 75H82V74H77ZM87 75V74H86ZM108 75V74H107ZM109 75H111V74H109ZM132 75H133V73H132ZM136 75V76H137ZM151 75V74H150ZM155 75H157V74H155ZM154 75V76H155ZM181 75H182V73H181ZM204 75V74H203ZM216 75H217V73H216ZM218 75H219V73H218ZM39 76V77H38ZM76 76V75H75ZM94 76V75H93ZM98 76V75H97ZM106 76V75H105ZM111 76H113V74L111 75ZM142 77H143V75H141ZM144 76H145V74H144ZM205 76V75H204ZM6 77V79H5V81L6 82H4V80H2V78H5ZM55 77V78H54ZM64 77V76H63ZM66 77H67V75H66ZM70 77V76H69ZM78 77V76H77ZM83 77H84V75H83ZM89 77V76H88ZM100 77V76H99ZM195 77V76H194ZM193 76L191 77L190 76V78H194ZM198 77V76H197ZM200 77V76H199ZM36 78L37 79H39L40 81L38 82H35V80H36ZM75 78V77H74ZM79 78V77H78ZM85 78L87 79V76H85ZM91 78V77H90ZM101 78H103V76L101 77ZM120 78V77H119ZM145 78V77H144ZM162 78V80H164ZM168 78V77H167ZM166 78V80H168ZM189 77H187L186 79L187 80H189L188 79ZM207 78V77H206ZM219 78H221V77H217L216 79L217 80H215V82L217 81H219ZM223 78H225V77H223ZM49 79V78H48ZM52 79V78H51ZM65 79H67V78H65ZM64 79V80H65ZM132 79V80H131ZM135 79H137V78H135ZM197 79V78H196ZM208 79V78H207ZM232 79V80H233ZM2 80V81H1ZM85 80V79H84ZM89 80V79H88ZM96 80H98V78L96 79ZM96 80H91L90 82H86L85 83V81L83 82L82 81V83L84 84L85 83V85L86 84H89V83H95L96 84V82H98V81H96ZM162 80H157L156 79V83H158L157 81H161L162 82ZM165 80V81H166ZM171 80V79H170ZM194 80V79H193ZM192 79H191V81H193ZM206 80V79H205ZM232 80H229L228 79V81L229 82H227V83H231L230 81H232ZM46 82H47V80H45ZM51 81V80H50ZM57 81V80H56ZM55 81V82H56ZM77 81V80H76ZM114 81V80H113ZM183 81V80H182ZM238 81H239V79H238ZM255 81H257V80H255ZM42 82V81H41ZM62 82V81H61ZM70 82H73V81H71V79L69 80V82L68 83H70ZM80 82V81H79ZM112 82V81H111ZM110 82V83H111ZM116 82V81H115ZM140 83H141V81H139ZM138 82V83H139ZM145 82V81H144ZM160 82V83H161ZM190 82V81H189ZM188 82V83H189ZM214 82V83H215ZM226 82V81H225ZM233 82V81H232ZM236 82V81H235ZM243 82V81H242ZM67 83V82H66ZM68 83H67V85H68ZM105 83V82H104ZM112 83V84H113ZM159 83V84H160ZM246 83V82H245ZM244 83V84H245ZM248 83V82H247ZM260 83V82H259ZM43 84H45V83H43ZM58 84H59V82H58ZM62 84V83H61ZM82 84V86H84ZM102 83H97L96 85H98V86H100ZM142 84V83H141ZM186 84V83H185ZM222 84V83H221ZM238 84V83H237ZM253 84V83H252ZM255 84V83H254ZM257 84V83H256ZM54 85V84H53ZM53 85H52V88H53ZM56 85V84H55ZM66 85V84H65ZM74 85V84H73ZM73 85H71L70 86V84H69V86L70 87H72ZM94 85V84H93ZM195 85V84H194ZM223 85V84H222ZM232 85V84H231ZM230 85V86H231ZM234 85H236V84H234ZM240 85V84H239ZM250 85V84H249ZM261 85H262V83H261ZM63 86V85H62ZM69 86H67V89L66 90H69L68 89V87ZM77 86V85H76ZM75 85H74V89H75V87H76ZM81 86V87H82ZM116 86V87H115ZM144 86V85H143ZM199 86H201V88H202V84L201 85H199ZM204 86V85H203ZM229 86V85H228ZM254 86V85H253ZM4 87V86H3ZM6 87H4V88H6ZM39 87V86H38ZM96 87V86H95ZM100 87H102V86H100ZM104 87V86H103ZM179 87V86H178ZM194 87V86H193ZM214 87V86H213ZM219 87V86H218ZM243 87H246V86H244L243 85ZM250 87H252V86H250ZM263 87V86H262ZM261 87V88H262ZM9 88V89H10ZM36 88H37V92L35 93V91H36ZM58 88V87H57ZM73 88V87H72ZM72 88H71V91H72ZM97 88V87H96ZM195 88V87H194ZM196 88H197V85H196ZM201 88H199V89H201ZM215 88V87H214ZM234 88V87H233ZM237 88H240V87H237ZM242 88V87H241ZM240 88V89H241ZM257 88H259V87H257ZM2 89V88H1ZM77 89V88H76ZM79 89H80V86H79ZM87 89V88H86ZM91 89V88H90ZM90 89H89V91H90ZM152 89V88H151ZM171 89V88H170ZM169 89V90H170ZM179 89V88H178ZM187 89V88H186ZM185 89V90H186ZM191 89V88H190ZM203 89V88H202ZM210 89H211V86H210ZM239 89V90H240ZM63 90V89H62ZM83 90H85V89H82V91ZM97 90V89H96ZM99 90V89H98ZM103 90V89H102ZM167 90V89H166ZM174 90V89H173ZM197 90V89H196ZM208 90V89H207ZM213 90V89H212ZM222 90V89H221ZM235 90V89H234ZM246 90V89H245ZM258 90V89H257ZM12 91V90H11ZM41 91H42V89H41ZM56 91H58V90H56ZM64 91V90H63ZM100 91V90H99ZM171 91V90H170ZM183 91H184V89H183ZM199 91V90H198ZM206 91V90H205ZM214 91V90H213ZM216 91H218L217 89H216ZM220 91V90H219ZM230 91H231V89H230ZM237 91V90H236ZM240 91H242V90H240ZM239 91V92H240ZM254 91V90H253ZM256 91V90H255ZM254 91V92H255ZM259 91H260V89H259ZM4 92V91H3ZM9 92V91H8ZM60 92V91H59ZM69 92V91H68ZM68 92H67V94H66V92L65 93H63L62 94V92H61V94L62 95H65L66 96V98H65V96H64V98H61L60 96H57V97H59L58 99L59 100H61V99H63V101L61 102V103H58V104H56L55 106H54V108H53V110H55L56 109V111L57 110H59V112L57 111V115H58V113L59 114H61V112H63V114H64V112L66 111V109L68 110H70V109H72V107H76L77 105L79 106V104L77 103V105H73L74 103H76L75 101H74V103L73 102H71V101H73L72 100V98L71 99H69V97H68ZM74 92H75V90H74ZM74 92L72 91V92H69V93H73L74 94ZM79 92H80V90H79ZM79 92H75V94L74 95H79ZM85 92H86V90H85ZM98 92V91H97ZM197 92V91H196ZM202 92V91H201ZM204 92V91H203ZM247 92V91H246ZM250 92V91H249ZM252 92V91H251ZM257 92V91H256ZM2 93V92H1ZM0 93V94H1ZM5 93V92H4ZM42 93V92H41ZM46 93V92H45ZM50 93H52V92H50ZM49 93V94H50ZM87 93V92H86ZM101 93V94H102ZM174 93V92H173ZM192 93H195V92H192ZM191 93V94H192ZM228 93H230V92H228ZM236 93V92H235ZM238 93V92H237ZM244 93H245V91H244ZM55 94H56V92H55ZM55 94H54V96H55ZM72 94V95H73ZM82 94V93H81ZM180 93H178V95H179ZM182 94V93H181ZM186 94V93H185ZM197 94V93H196ZM195 94V95H196ZM200 94V93H199ZM217 94V93H216ZM226 94H227V92H226ZM252 94V93H251ZM255 94H257V93H255ZM255 94L253 95V96H255ZM1 95H4V94H1ZM44 95V94H43ZM52 95V94H51ZM60 95V94H59ZM95 95V94H94ZM98 95V96H99ZM130 95V97H133V101H131V102H133V103H131V104H128L127 102H125V103H127V104H125V103H121V102H118L117 100L119 99V100H122V99H120V98H122V97H126V96H129ZM198 95V94H197ZM197 95H196V97H197ZM220 95V94H219ZM225 95V94H224ZM252 95H251V97H252ZM263 95V94H262ZM5 96H7V95H5ZM48 96V95H47ZM50 96V95H49ZM92 96V95H91ZM180 97H181V95H179ZM178 96V97H179ZM199 96V95H198ZM200 96H201V94H200ZM209 96H211L210 94L208 95V97ZM221 96V95H220ZM8 97V96H7ZM37 97V98H36ZM77 97V96H76ZM87 97V96H86ZM171 97V96H170ZM189 97V96H188ZM219 97V96H218ZM228 97V96H227ZM230 97V96H229ZM245 97H246V95H245ZM247 97H249L248 95H247ZM4 98V97H3ZM9 98V97H8ZM46 98V97H45ZM50 98V97H49ZM52 98V97H51ZM54 98V97H53ZM52 98V99H53ZM61 98V99H60ZM127 98V97H126ZM125 98V99H126ZM187 98V97H186ZM194 98H195V96H194ZM198 98V97H197ZM225 98H226V95H225ZM237 98V97H236ZM260 98V97H259ZM263 97H261V99H262ZM40 99V98H39ZM44 99V98H43ZM43 99H41V100H43ZM47 99V98H46ZM57 99V98H56ZM68 99L69 100H71L70 102L68 101ZM78 99V98H77ZM83 99V98H82ZM92 99H93V97H92ZM102 99V100H101ZM171 99V98H170ZM196 99V98H195ZM223 99V98H222ZM90 100V99H89ZM88 100V101H89ZM97 100V99H96ZM95 100V101H96ZM97 100V101H98ZM128 100V99H127ZM176 100V99H175ZM208 100V99H207ZM224 100V99H223ZM232 100V99H231ZM251 100V99H250ZM12 101V100H11ZM28 101H30V102H28ZM48 101V100H47ZM50 101H53V100H50ZM54 101H58V100H54ZM53 101V102H54ZM80 101V100H79ZM94 101V102H95ZM96 101V102H97ZM125 101V100H124ZM157 101V102H156ZM183 101V100H182ZM188 101V100H187ZM210 101V100H209ZM218 101V100H217ZM221 101V100H220ZM264 101V100H263ZM22 102V101H21ZM35 102V101H34ZM36 102H38V101H36ZM35 102V103H36ZM52 102V103H53ZM58 102H60V101H58ZM83 102V101H82ZM166 102V101H165ZM173 102V101H172ZM184 102V101H183ZM186 102V101H185ZM184 102V103H185ZM202 102H204V101H202ZM206 102V101H205ZM208 102V101H207ZM226 102V101H225ZM238 102V104H239V101H237ZM11 103V102H10ZM35 103L33 104V103H31L32 105L30 106V107H25L26 108V110L27 111H25L24 112V114H23V112H22V114H21V116L19 115V117L22 119V120H24L25 118L27 119L29 116H31L32 115V113H33V108L35 107ZM39 103H43L42 101H39ZM48 102H46L45 103V105L47 104ZM171 103V102H170ZM175 103V102H174ZM189 103V102H188ZM210 103V102H209ZM241 103V102H240ZM247 103V102H246ZM7 104H9V103H7ZM21 104V103H20ZM20 104H19V106H20ZM23 104V103H22ZM24 104V105H25ZM54 104V103H53ZM52 104V105H53ZM83 104V103H82ZM98 106H99V104L98 103H96ZM205 104V103H204ZM203 104V105H204ZM214 104V103H213ZM237 104V105H238ZM248 104H249V102H248ZM251 104V103H250ZM250 104H249V107H250ZM264 104V103H263ZM4 105V104H3ZM38 105V104H37ZM40 105V104H39ZM52 105H51V109H52ZM73 105V106H72ZM92 105V104H91ZM134 105H136V107H134ZM156 105V104H155ZM154 105V106H155ZM218 105V104H217ZM223 105V104H222ZM244 105H245V103H244ZM9 106V105H8ZM10 106H12L11 104H10ZM48 106V105H47ZM77 106V107H78ZM95 106V105H94ZM193 106V105H192ZM234 106V105H233ZM233 106L231 107V109L233 108ZM242 106V105H241ZM247 106V105H246ZM5 107V106H4ZM15 107V106H14ZM100 107V108H101ZM207 107H209V106H207ZM235 107V106H234ZM248 107V108H249ZM3 108V107H2ZM11 108V107H10ZM23 108V107H22ZM84 108H85V106H84ZM87 108V107H86ZM89 108V107H88ZM151 109H153L152 108V105H151V107H150ZM197 108V107H196ZM206 108V107H205ZM204 107H203V110L205 109ZM223 108V107H222ZM236 108V107H235ZM251 108H252V105H251ZM250 108V111H248V113H247V116L250 118V120H251V122H249V123H251L249 126H247L248 128H246L247 129V132H246V130H245V132H246V134L244 135L243 134V136L242 137H240V138H238V139H240V140H238L237 139V141H235V144H237V146H240L239 144H247L248 142H253V141H256V142H259V141H257L256 139H263L264 138V113L262 112V113H260L259 112V114H257V113H255L254 112V110L252 111V109ZM253 108H255V107H253ZM6 109V108H5ZM4 109V110H5ZM16 110H14L15 112H12V113H16V111H18L17 110V108H15ZM20 109V108H19ZM48 108H46V110H47ZM51 109H48V110H51ZM75 109V108H74ZM94 109V108H93ZM98 109H99V107H98ZM154 109H155V107H154ZM153 109V111L154 112H156V110H154ZM237 109V108H236ZM1 110V109H0ZM11 110V109H10ZM25 110V109H24ZM36 110V109H35ZM43 109H41V111H42ZM77 110V109H76ZM80 110V109H79ZM103 110H101V111H103ZM191 110H192V108H191ZM197 110V109H196ZM220 110V109H219ZM226 110H228V108L226 109ZM241 110V109H240ZM260 110V109H259ZM22 111V110H21ZM20 111V112H21ZM37 112H39V110H36ZM78 111V110H77ZM95 111H97V108H96V110ZM152 110H151V112H153ZM159 111V112H160ZM185 111V110H184ZM189 111V110H188ZM212 111V110H211ZM224 111V110H223ZM232 111V110H231ZM262 111V110H261ZM2 112V111H1ZM4 112V111H3ZM9 112V111H8ZM11 112V111H10ZM37 112H35V113H37ZM43 112H45V111H43ZM48 112H51V111H48ZM55 112V111H54ZM87 112H89V111H87ZM86 112V113H87ZM199 112V111H198ZM219 112V111H218ZM236 112V111H235ZM238 112H240V111H238ZM6 113V112H5ZM47 113V112H46ZM46 113H44V114H46ZM51 113H53V112H51ZM51 113H49L48 115L50 116V114ZM72 113V112H71ZM78 113V112H77ZM83 113H84V111H83ZM86 113H84V114H86ZM94 113H96V112H94ZM98 113V112H97ZM100 113V112H99ZM146 113V112H145ZM144 113V114H145ZM148 113V112H147ZM193 113V112H192ZM214 113V112H213ZM216 113V112H215ZM223 113V112H222ZM225 113V112H224ZM2 114H4V113H2ZM7 114V113H6ZM19 114V113H18ZM39 114V113H38ZM37 114V115H38ZM55 115H56V113H54ZM89 114V113H88ZM92 113H90V115H91ZM102 114V115H103ZM143 114V115H144ZM152 114V113H151ZM185 114V113H184ZM189 114V113H188ZM201 114V113H200ZM218 114V113H217ZM227 114V113H226ZM231 114V113H230ZM13 115V114H12ZM34 115H36V114H34L33 113V117H34ZM40 115V114H39ZM38 115V116H39ZM48 115H47V117H48ZM56 115V116H57ZM65 115V114H64ZM69 115H70V113H69ZM81 115H82V113H81ZM149 115H150V113H149ZM194 115V114H193ZM208 115V114H207ZM211 115V114H210ZM214 115V114H213ZM234 115H236V114H234ZM233 115V116H234ZM1 116H3V115H1ZM0 116V117H1ZM5 116V115H4ZM17 116V115H16ZM43 116V115H42ZM51 116H54L53 114L51 115ZM56 116H55V118H56ZM61 116V115H60ZM71 116V115H70ZM73 116V115H72ZM85 116V115H84ZM100 116H101V114H100ZM136 116V115H135ZM141 116V115H140ZM145 116V115H144ZM144 116H142V117H144ZM152 116H154V114L152 115ZM178 116H180L179 114H178ZM177 116V117H178ZM186 116V115H185ZM209 116V115H208ZM229 116V115H228ZM240 116H242V115H240ZM13 117H15V115L14 116H12L11 118H8V119H11L12 121L13 120H16V122H17V120H18V118H14L13 119ZM36 117V116H35ZM34 117V118H35ZM46 117V116H45ZM46 117V118H47ZM59 117V116H58ZM57 117V118H58ZM62 117V116H61ZM83 117V116H82ZM91 117H92V115H91ZM89 115L88 116H85V117H83L81 120H82V122L81 121H77V122H81L80 124H81V126L80 127H78L77 129H74V131L71 133V137H75L76 135H77V133H78V131L80 130V129H85L86 130V128H87V131H89L88 129L89 128H91V127H88V126H93L92 125V122H93V118H91ZM98 117V116H97ZM137 117V116H136ZM142 117H141V119H142ZM150 117V116H149ZM226 117H227V115H226ZM243 117V116H242ZM259 117V118H258ZM32 118V117H31ZM33 118V119H34ZM80 118V117H79ZM140 118V117H139ZM145 118H147V117H145ZM153 118V117H152ZM152 118H149V119H152ZM185 118H187V117H185ZM194 119H196L195 118V116L193 117ZM209 118H211V117H209ZM223 119L225 118V115H224V117H222ZM221 118V119H222ZM30 119V118H29ZM131 119H133V117L131 118ZM136 119V118H135ZM148 119V120H149ZM154 119V118H153ZM152 119V120H153ZM193 119V120H194ZM199 119V118H198ZM205 119V118H204ZM214 119V118H213ZM236 119V118H235ZM238 119V118H237ZM240 119H241V117H240ZM239 119V120H240ZM10 120V121H11ZM47 120V119H46ZM49 120V119H48ZM111 120V119H110ZM134 120V119H133ZM139 120V119H138ZM143 120V119H142ZM154 120V121H155ZM176 120V119H175ZM187 120H189V118L187 119ZM212 120V119H211ZM220 120V119H219ZM2 121V120H1ZM12 121L11 122H9V126L10 125H12ZM18 121H20V120H18ZM25 121V120H24ZM42 121H44V120H42ZM41 121V122H42ZM52 121V120H51ZM67 121H68V119H67ZM100 121V120H99ZM98 121V122H99ZM107 121V120H106ZM106 121H104V122H106ZM127 121V120H126ZM145 121V120H144ZM221 121V120H220ZM231 121H233V120H231ZM236 121V122H235ZM235 121H233L232 123L230 122L229 124L231 125V128L232 127H235V126H237V120H235ZM4 122H5V124H7L6 123V120L4 119ZM14 122V121H13ZM33 122V121H32ZM53 122H55V121H53ZM75 122V121H74ZM113 122V121H112ZM130 122V121H129ZM132 122V121H131ZM134 122H135V120H134ZM138 123H139V121H137ZM148 122V121H147ZM180 122V121H179ZM212 122V121H211ZM217 122H219V121H217ZM235 122V123H234ZM18 123V122H17ZM38 123V122H37ZM57 123V122H56ZM60 123V122H59ZM71 123V122H70ZM100 123V125H101V122H99ZM103 123V122H102ZM116 123H117V121H116ZM126 123V122H125ZM128 123V122H127ZM151 123V122H150ZM174 123H175V121H174ZM207 123V122H206ZM0 124H1V122H0ZM20 124H21V122H20ZM25 124V123H24ZM27 124H28V122H27ZM30 124V123H29ZM52 124V123H51ZM66 124H67V122H66ZM94 124H96L97 125V123H94ZM121 124V123H120ZM119 124V125H120ZM131 124V123H130ZM130 124H128V125H130ZM137 126H138V124L137 123H135ZM134 124V125H135ZM190 124L191 123H189V127H190ZM194 124V123H193ZM236 124V125H235ZM243 124H244V122H243ZM1 125H4L3 123L1 124ZM31 125H32V123H31ZM41 125V124H40ZM57 125V124H56ZM62 125V124H61ZM63 125H65V124H63ZM95 125V126H96ZM107 125V124H106ZM116 125V124H115ZM161 125V124H160ZM173 125V124H172ZM196 125V124H195ZM245 125H247V124H245ZM5 126V125H4ZM3 126V127H4ZM7 126V125H6ZM150 126V125H149ZM149 126L147 127L146 126V124L145 123H140V126H138V128H137V130H138V132H142L143 130H145L146 128L148 129L149 128ZM225 126V125H224ZM224 126H222V128L224 127ZM229 125H226L225 127H224V129L226 128V127H228ZM239 126V125H238ZM237 126V127H238ZM16 127V126H15ZM14 127V128H15ZM20 127H21V125H20ZM26 127V126H25ZM33 127H35V126H33ZM46 127V126H45ZM72 126H70V128H71ZM75 127V126H74ZM98 127H99V125H98ZM104 127V126H103ZM106 127V126H105ZM110 127H112V126H110ZM109 127V128H110ZM186 127V126H185ZM184 127V128H185ZM198 127H200V126H198ZM203 127H205V126H203ZM208 128L210 127V126H207ZM240 127H241V125H240ZM242 127H244L243 125H242ZM2 127L0 126V129H1ZM5 128V127H4ZM3 128V129H4ZM7 128V127H6ZM40 128H42V127H40ZM52 128V127H51ZM55 128V127H54ZM68 129H69V127H67ZM122 128V127H121ZM134 128H136V126H134ZM181 128H183V127H181ZM183 128V129H184ZM207 128V129H208ZM213 128V127H212ZM221 128V127H220ZM221 128V129H222ZM9 129H10V127H9ZM36 129V128H35ZM39 129V128H38ZM43 129V128H42ZM41 129V130H42ZM105 129H108V128H105ZM127 129V128H126ZM178 129H180V128H178ZM195 129V128H194ZM238 129H239V127H238ZM241 129V128H240ZM11 130V129H10ZM12 130H13V126H12ZM25 130H26V128H25ZM27 130H29V129H27ZM93 130V129H92ZM100 130H103V129H100ZM122 130V129H121ZM132 130H133V128H132ZM136 130V129H135ZM197 130V129H196ZM205 130V129H204ZM213 130V129H212ZM211 130V131H212ZM227 130V129H226ZM234 130V129H233ZM6 131H8V130H6ZM5 131V132H6ZM20 131H21V129H20ZM31 131V130H30ZM30 131H29V133H30ZM67 131V130H66ZM65 131V132H66ZM81 131V130H80ZM86 131V132H87ZM123 131V130H122ZM126 131V130H125ZM163 131V130H162ZM170 131V130H169ZM168 131V132H169ZM173 131V130H172ZM178 131V130H177ZM195 131V130H194ZM198 131H199V128H198ZM202 131V130H201ZM238 131V130H237ZM236 131V132H237ZM2 132V131H1ZM4 132V133H5ZM11 132V131H10ZM23 132H25V131H23ZM34 132H36V131H34ZM45 132V131H44ZM53 132V131H52ZM91 132V131H90ZM99 133H100V131H98ZM117 132H118V130H117ZM129 132V131H128ZM153 132V131H152ZM151 132V133H152ZM156 132V131H155ZM154 132V133H155ZM181 132V131H180ZM190 132H192V131H190ZM197 132V131H196ZM215 132V131H214ZM213 132V133H214ZM230 132H232V129H231V131ZM12 133V132H11ZM46 133V132H45ZM45 133H43V134H45ZM49 134H50V132H48ZM54 133V132H53ZM57 133V132H56ZM61 133V132H60ZM64 133V132H63ZM62 133V134H63ZM68 133H69V131H68ZM76 133V134H75ZM114 133H116V132H114ZM119 133V132H118ZM117 133V134H118ZM124 133V132H123ZM150 133V134H151ZM154 133H152V134H154ZM164 133V132H163ZM211 133V132H210ZM210 133H209V135H210ZM7 134V133H6ZM6 134H4V135H1L0 136V141L2 142V140H6V137H8L7 135L9 134V131H8V134L6 135ZM32 134H34V133H32ZM40 134H42V133H40ZM78 134H82L81 132H79ZM84 134V133H83ZM91 134V133H90ZM96 134V133H95ZM124 134H126V133H124ZM136 134V133H135ZM157 134H158V132H157ZM177 134V133H176ZM181 134V133H180ZM188 134V133H187ZM191 134H194V133H191ZM202 134V133H201ZM226 134V133H225ZM28 135V134H27ZM52 135H55V134H52ZM57 135V134H56ZM59 135V134H58ZM89 135V134H88ZM94 135V134H93ZM113 135V134H112ZM119 135V134H118ZM155 135V134H154ZM163 135V134H162ZM161 135V136H162ZM174 135V134H173ZM177 135H179V134H177ZM182 135H183V133H182ZM195 135V134H194ZM194 135L192 136V137H194ZM200 135V134H199ZM213 135V134H212ZM216 135V134H215ZM228 135V134H227ZM239 135H240V133H239ZM2 136H4V137H2ZM18 136V135H17ZM91 136V135H90ZM99 136V135H98ZM153 136V135H152ZM168 135L166 134V137H167ZM172 136V135H171ZM234 136V135H233ZM236 136V135H235ZM12 137V136H11ZM21 137V136H20ZM29 137V136H28ZM34 137H35V135H34ZM48 137V136H47ZM52 137V136H51ZM80 137V136H79ZM86 137H89V136H86ZM122 137V136H121ZM132 137V136H131ZM130 137V138H131ZM143 137V136H142ZM179 137H180V135H179ZM182 137V136H181ZM202 138H204L203 136H201ZM219 137V136H218ZM227 137H229V136H227ZM41 138V137H40ZM44 138V137H43ZM43 138H41L42 140H43ZM48 138H50V137H48ZM56 138V137H55ZM54 138V139H55ZM94 138V137H93ZM96 138V137H95ZM94 138V139H95ZM136 138V137H135ZM153 138V137H152ZM170 138V137H169ZM172 138V137H171ZM177 138V137H176ZM184 138V137H183ZM195 138V137H194ZM198 138V137H197ZM206 138V137H205ZM214 138V137H213ZM222 138V137H221ZM220 138V139H221ZM231 138V137H230ZM229 138V139H230ZM25 139V138H24ZM32 139V138H31ZM39 139V138H38ZM45 139V138H44ZM51 139V138H50ZM53 139V138H52ZM69 139V138H68ZM110 139V138H109ZM125 139V138H124ZM127 140H128V138H126ZM133 139V138H132ZM137 139H139V138H137ZM154 139V138H153ZM178 139V138H177ZM181 139V138H180ZM199 139V138H198ZM224 139V138H223ZM223 139H221V140H223ZM225 139H227V138H225ZM22 140V139H21ZM70 140V139H69ZM72 141H73V139H71ZM90 140V139H89ZM111 140V139H110ZM108 141V142H111V141ZM126 140V141H127ZM131 140V139H130ZM141 140V139H140ZM155 140V139H154ZM159 140H160V138H159ZM162 140H165V139H162ZM170 140H172V139H170ZM193 140V139H192ZM200 140V139H199ZM204 140V139H203ZM213 140V139H212ZM228 140V139H227ZM242 140V141H241ZM16 141V140H15ZM32 141V140H31ZM49 141V140H48ZM50 141H52V142H56L57 141V139L56 140H50ZM67 141V140H66ZM65 141V142H66ZM93 141V140H92ZM113 141V140H112ZM153 140L151 139V141L150 142H152ZM167 141H168V139H167ZM166 141V142H167ZM173 141V140H172ZM176 141V140H175ZM188 141V140H187ZM186 141V142H187ZM205 141V140H204ZM207 141V140H206ZM217 141V140H216ZM29 142V141H28ZM33 142V141H32ZM31 142V143H32ZM40 142V141H39ZM43 142H45V141H43ZM68 142V141H67ZM77 142V141H76ZM75 142V143H76ZM83 142V141H82ZM104 142V141H103ZM115 142H117V141H115ZM129 142V141H128ZM146 141L144 140V143H145ZM149 142V141H148ZM163 142V141H162ZM162 142H161V144H162ZM181 142V141H180ZM196 142V141H195ZM226 142V141H225ZM239 142V143H238ZM264 142V141H263ZM17 143V142H16ZM23 143H24V141H23ZM22 143V144H23ZM26 143V142H25ZM37 143V142H36ZM58 143V142H57ZM56 143V144H57ZM60 143V142H59ZM73 143V142H72ZM87 143V141H85V143L83 142V144L85 145ZM122 143H123V141H122ZM155 143V142H154ZM191 143V142H190ZM193 143V142H192ZM209 143H210V139H209ZM216 143V142H215ZM222 143V142H221ZM260 143H262L261 141H260ZM3 144V143H2ZM5 144V143H4ZM3 144V145H4ZM19 144V143H18ZM62 144V143H61ZM71 144V143H70ZM69 144V145H70ZM82 144V145H83ZM119 144V143H118ZM132 144V143H131ZM130 144V145H131ZM160 144V143H159ZM183 144V143H182ZM196 144V143H195ZM202 144H204L203 142H202ZM224 144V143H223ZM223 144H221L222 146H224ZM234 144V143H233ZM255 144V143H254ZM264 144V143H263ZM2 145V146H3ZM8 145H9V143H8ZM11 145V144H10ZM14 145V144H13ZM13 145H12V147H13ZM32 145H34V144H32ZM44 145V144H43ZM49 145V144H48ZM55 145V144H54ZM54 145H52V146H54ZM76 145H77V143H76ZM96 145V144H95ZM122 145V144H121ZM120 145V146H121ZM125 145V144H124ZM139 145V144H138ZM146 145V144H145ZM167 145V144H166ZM176 146L178 145L177 143L175 144ZM184 145V144H183ZM188 145V144H187ZM191 145V144H190ZM199 145H200V143H199ZM206 145V144H205ZM204 145V146H205ZM219 145V144H218ZM227 145H229V144H227ZM257 145V144H256ZM259 145V144H258ZM262 145V144H261ZM5 146V145H4ZM35 146V145H34ZM39 146H41L40 144L38 145V147ZM51 146V147H52ZM93 146V145H92ZM101 146V145H100ZM144 146V145H143ZM162 146H164V145H162ZM171 146H172V144H171ZM180 146H182V145H180ZM179 146V147H180ZM186 146V145H185ZM197 146V145H196ZM202 146V145H201ZM204 146H202V147H204ZM231 146H232V144H231ZM233 146H235V145H233ZM237 146H235V147H237ZM255 146V145H254ZM10 147V146H9ZM11 147V148H12ZM16 147H17V145H16ZM44 147V146H43ZM64 147V146H63ZM68 147V146H67ZM66 147V148H67ZM91 147V146H90ZM103 147V146H102ZM111 147V146H110ZM116 147V146H115ZM126 147H127V145H126ZM139 147V146H138ZM148 147V146H147ZM168 147H170V146H168ZM174 146H172V148H170L171 149V151H172V149L173 150H175L174 148H173ZM190 147V146H189ZM228 147V146H227ZM235 147H233V149L232 150H234L235 149ZM263 148H264V145L262 146ZM3 148V147H2ZM20 148H21V144H20ZM22 148H24V147H22ZM21 148V149H22ZM60 148V147H59ZM65 148V149H66ZM68 148H70V147H68ZM72 148V147H71ZM85 148H87V146L85 145L84 146V148H83V146H81V147H79L78 148V150H77V154L75 155L76 157L75 158H80L81 157V159L84 161L85 159H86V157H85V155H84V153L86 152L85 151ZM92 148V147H91ZM107 148H108V146H107ZM121 148V147H120ZM146 148V147H145ZM149 148V147H148ZM147 148V149H148ZM159 148V147H158ZM165 148V147H164ZM208 148V147H207ZM215 148H217V147H215ZM1 149V148H0ZM6 149V148H5ZM9 149V148H8ZM15 149V147L13 148V150L12 151H15L14 150ZM17 149H18V147H17ZM31 149V150H30ZM30 149H28L27 148V150H30V151H32V149L33 148H31L30 147ZM36 149L37 148H35L34 150L36 151ZM41 149V148H40ZM40 149L38 150V151H40ZM44 149V148H43ZM58 149V148H57ZM99 149V148H98ZM114 149V148H113ZM118 149V148H117ZM127 149V148H126ZM138 149V148H137ZM150 149V148H149ZM154 149V148H153ZM156 149H157V147H156ZM156 149H154V150H156ZM169 149V148H168ZM167 149V147L164 149V151L165 150H168ZM178 149V148H177ZM201 149V148H200ZM210 149V148H209ZM218 149V148H217ZM224 149V148H223ZM230 149V148H229ZM250 149H251V146H250ZM256 149V148H255ZM261 149V148H260ZM2 150V149H1ZM24 150V149H23ZM46 150V149H45ZM108 150V149H107ZM125 150V149H124ZM186 150V149H185ZM190 150H191V148H190ZM193 150V149H192ZM5 151V150H4ZM26 151V150H25ZM24 151V152H25ZM43 151V150H42ZM52 151V150H51ZM62 151H64V150H62ZM65 151H67V150H65ZM71 151H73V150H71ZM91 151V150H90ZM93 151V150H92ZM118 151V150H117ZM116 151V152H117ZM123 151V150H122ZM126 151V150H125ZM127 151H129V149L127 150ZM126 151V152H127ZM141 151V150H140ZM163 150H161V152H162ZM169 151V150H168ZM167 151V152H168ZM187 151H188V147H187ZM248 151V150H247ZM250 151V150H249ZM3 152V151H2ZM34 152V151H33ZM54 152V151H53ZM74 152V151H73ZM153 152V151H152ZM155 152V151H154ZM161 152L159 153L158 152V154L159 155H161ZM166 152V151H165ZM165 152H162V153H165ZM174 153H176L177 152V150H175V151H173ZM181 152V151H180ZM208 152H210V151H208ZM213 152V151H212ZM222 151H219V153H221ZM254 152H255V150H254ZM257 152H262V151H260L259 149H258V151ZM23 153V152H22ZM69 153V152H68ZM72 153V152H71ZM93 153V152H92ZM95 153V152H94ZM111 153H112V151H111ZM114 153V152H113ZM124 153V152H123ZM145 153V152H144ZM143 153V154H144ZM147 153V152H146ZM177 153H179V151L177 152ZM203 153V152H202ZM202 153H201V155H202ZM205 153V152H204ZM207 153V152H206ZM223 153V152H222ZM229 153H230V151H229ZM245 153V152H244ZM251 153V152H250ZM249 153V154H250ZM5 154V153H4ZM10 154H12V152L10 153ZM21 154V153H20ZM26 153H24V155H25ZM29 154V153H28ZM28 154H26V155H28ZM54 154H55V152H54ZM59 154H61V153H59ZM88 154V153H87ZM95 154H97V153H95ZM128 154V153H127ZM140 154H142V153H140ZM171 154V153H170ZM197 154V153H196ZM228 154V153H227ZM255 154V153H254ZM254 154L252 155V153H251V156H254ZM17 155V153L15 154V156ZM23 155V154H22ZM24 155H23V157H24ZM52 155V154H51ZM56 155V154H55ZM62 155H64V154H62ZM74 155V154H73ZM92 155V154H91ZM109 155V154H108ZM111 155V154H110ZM125 155V154H124ZM137 155V154H136ZM147 155V154H146ZM152 155V154H151ZM155 155H156V152H155ZM154 155V157H156ZM169 154L167 153V154H164V156H168ZM180 155V154H179ZM200 155V154H199ZM210 155V154H209ZM224 155V154H223ZM239 155V154H238ZM257 154H255V156H256ZM7 156V155H6ZM38 156V155H37ZM36 156V157H37ZM42 156V155H41ZM44 156V155H43ZM42 156V157H43ZM47 156V155H46ZM54 156V155H53ZM60 156V155H59ZM87 156V155H86ZM93 156V155H92ZM107 156V155H106ZM114 156V155H113ZM132 156H133V154H132ZM140 155H138V157H139ZM163 155H162V157H164ZM175 157H176V155H174ZM184 156V155H183ZM183 156H182V158H180V159H178L179 157L177 156V159L178 160H176L175 158H173V162H174V160H176L175 162H174V165H175V170H174V173H173V175L172 176H175V177H181L183 174H185V169H186V165H187V163L190 161V159H191V157H189V158H186V157H184L183 158ZM186 156H187V154H186ZM213 156H214V154H213ZM259 156H260V154H259ZM13 157V156H12ZM11 157V158H12ZM22 157V156H21ZM27 157V156H26ZM39 158H40V156H38ZM37 157V158H38ZM41 157V158H42ZM91 157V156H90ZM94 157V156H93ZM112 157V156H111ZM134 157V156H133ZM137 156H136V158H138ZM141 157L142 156H140V159H141ZM149 157V156H148ZM159 157V156H158ZM188 157V156H187ZM198 157V156H197ZM234 157V156H233ZM239 157V156H238ZM10 158V157H9ZM14 158H17V157H14ZM32 158V157H31ZM36 158V159H37ZM51 158V157H50ZM56 158V157H55ZM100 158H103V156L102 157H100ZM127 158H128V156H127ZM127 158H125V159H127ZM131 158V157H130ZM196 158V157H195ZM202 158H204V157H202ZM213 158V157H212ZM232 158V157H231ZM251 158V157H250ZM250 158H247V159H250ZM253 159H254V157H252ZM4 159V158H3ZM2 159V160H3ZM6 159V158H5ZM22 159H24L25 160V157L24 158H22ZM35 158L32 160V161H26V162H24V160L22 161V160H20V161H17V162H19V163H16V164H14V163H12V164H10L11 166L9 167V169H7L6 168V171H3L1 168H3L4 169V166H2V162L4 163L5 161H2L1 163H0V169L3 171V173H5V177L4 178H1L0 177V198L1 197H9L11 194L13 195V192L15 193V192H21L20 190H24V189H27V190H29V189H31L30 190V192H32V193H34L35 194V196L37 195L38 196V198H44V196L45 195H47L48 193H55V192H57V191H59V190H61V191H64V190H66V188L67 187H69V186H67L69 183H68V181H65L64 180V178H61L59 175L57 176V177H55L54 175V177H46V176H41V172L43 171V166H45V164L46 163H49V160H47L46 162H45V160H41V159H39V160H36ZM59 159V158H58ZM61 159V158H60ZM68 159H70V158H68ZM107 159V158H106ZM118 159H122V158H118ZM139 159V158H138ZM154 159V158H153ZM168 159V157L165 159V160H167ZM172 159V158H171ZM194 159V158H193ZM192 159V160H193ZM200 159V158H199ZM206 159V158H205ZM210 159V158H209ZM214 160H215V158H213ZM229 159V158H228ZM242 159V158H241ZM13 160V159H12ZM52 160H53V158H52ZM52 160H50L51 162H52ZM100 160V159H99ZM114 160V159H113ZM117 160V159H116ZM143 160H144V158H143ZM149 161L151 160V159H148ZM155 160V159H154ZM153 160V161H154ZM165 160H163V161H165ZM237 160V159H236ZM244 160V159H243ZM8 161V160H7ZM22 161V162H21ZM61 161V160H60ZM62 161H63V159H62ZM81 161V160H80ZM102 161H103V159H102ZM105 161H107V160H105ZM111 161V160H110ZM145 161H147V160H145ZM170 161V162H169ZM168 162L169 163H172V161L171 160H169ZM205 161V160H204ZM210 161V160H209ZM223 161V160H222ZM239 161V160H238ZM9 162V161H8ZM57 162H59V160L57 161ZM82 162V161H81ZM109 162V161H108ZM122 162V161H121ZM140 162H143L142 160L140 161ZM139 162V163H140ZM161 162V161H160ZM221 162V161H220ZM224 162V161H223ZM225 162H227V160L225 161ZM236 162V161H235ZM241 162H243V161H241ZM96 163V162H95ZM137 163V162H136ZM206 163V162H205ZM230 163V162H229ZM264 163V162H263ZM5 164V163H4ZM71 164V163H70ZM97 164V163H96ZM112 164V163H111ZM127 164V163H126ZM133 164V163H132ZM164 164V163H163ZM236 164H237V162H236ZM236 164H234V166L236 165ZM261 165H263L262 163H260ZM9 165V164H8ZM8 165L6 166V167H8ZM120 165V164H119ZM121 165H123V164H121ZM140 165H142V164H140ZM146 165H150V164H146ZM155 165H157V164H155ZM154 165V166H155ZM171 165V164H170ZM224 164L222 163V166H223ZM241 165H243L242 163H241ZM258 165V164H257ZM74 166V165H73ZM73 166H71V167H73ZM80 166V165H79ZM83 166V165H82ZM92 166H93V164H92ZM91 166V167H92ZM114 166V165H113ZM124 166V165H123ZM160 166V165H159ZM158 166V167H159ZM168 166V165H167ZM191 166V165H190ZM208 166V165H207ZM207 166H205V167H207ZM256 166V165H255ZM254 166V167H255ZM90 167V168H91ZM96 167V166H95ZM102 167V166H101ZM106 167V166H105ZM116 167V166H115ZM146 167V166H145ZM158 167H156V170H157V168ZM195 167V166H194ZM199 167H201V166H199ZM203 167V166H202ZM233 167V166H232ZM231 167V168H232ZM242 168H244L243 166H241ZM240 167V168H241ZM260 167V166H259ZM77 168H78V166H77ZM80 168V167H79ZM85 168V167H84ZM88 168V167H87ZM87 168H86V170H87ZM116 168H118V167H116ZM130 168V167H129ZM137 168V167H136ZM140 168V167H139ZM138 168V169H139ZM143 168V167H142ZM173 168V167H172ZM210 168H211V166H210ZM221 168V167H220ZM224 168H226V167H224ZM229 168V167H228ZM240 168H238V170L240 169ZM250 168V167H249ZM256 168V167H255ZM71 169V168H70ZM69 169V170H70ZM92 169H93V167H92ZM110 169H111V167H110ZM120 169V168H119ZM131 169V168H130ZM150 169V168H149ZM152 169V168H151ZM163 169V168H162ZM202 169V168H201ZM206 169V168H205ZM212 169V168H211ZM215 169V168H214ZM217 169V168H216ZM250 169H252V168H250ZM50 170V169H49ZM52 170H54V169H52ZM68 170V171H69ZM72 170V169H71ZM75 170H76V168H75ZM80 170H82V169H80ZM122 170V169H121ZM120 170V171H121ZM153 170H155V169H153ZM196 170H198V168L196 169ZM204 170V169H203ZM207 170V169H206ZM205 170V172H207ZM218 170V172H219V170L220 169H217ZM249 170V169H248ZM47 171H48V169H47ZM51 171V170H50ZM50 171H49V173H50ZM59 171H62V170H59ZM77 171V170H76ZM75 171V172H76ZM127 171V170H126ZM133 171V170H132ZM131 171V172H132ZM159 171V170H158ZM162 171V170H161ZM165 171H167V170H165ZM164 171V172H165ZM189 171V170H188ZM216 171V170H215ZM256 171V170H255ZM70 172V171H69ZM84 172H86V171H84ZM92 172V171H91ZM90 172V173H91ZM111 172V171H110ZM155 172V171H154ZM193 172V171H192ZM203 172V171H202ZM213 172V171H212ZM221 172V171H220ZM231 172V171H230ZM229 172V173H230ZM237 172V171H236ZM245 173H246V171H244ZM249 172V171H248ZM247 172V173H248ZM258 172V171H257ZM90 173H89V176H90ZM96 173V172H95ZM107 173V175H109L108 174V172H106ZM141 173V172H140ZM194 173V172H193ZM201 173V172H200ZM208 173V172H207ZM217 173V172H216ZM231 173H233V172H231ZM230 173V174H231ZM51 174V173H50ZM65 174V173H64ZM79 174V173H78ZM104 174V173H103ZM132 174V173H131ZM152 174V173H151ZM150 174V175H151ZM158 174H159V172H158ZM198 174V173H197ZM196 174V175H197ZM213 174V173H212ZM228 174V173H227ZM227 174H226V176H227ZM243 174V173H242ZM250 174V173H249ZM46 175V174H45ZM49 175V174H48ZM85 175H86V173H85ZM84 175V176H85ZM97 175V174H96ZM95 175V176H96ZM110 175H111V173H110ZM118 175V174H117ZM122 175V174H121ZM124 175H125V173H124ZM123 175V176H124ZM138 175H139V173H138ZM148 175V174H147ZM146 175V176H147ZM187 175V174H186ZM189 175V174H188ZM191 175V174H190ZM199 175V174H198ZM197 175V176H198ZM214 175V174H213ZM219 175V174H218ZM217 175V176H218ZM49 176H51V175H49ZM75 176H76V174H75ZM82 176V175H81ZM101 176V175H100ZM103 176V175H102ZM127 176V175H126ZM132 176V175H131ZM154 176H155V174H154ZM185 176V175H184ZM193 176V175H192ZM229 176V175H228ZM246 176V175H245ZM244 176V177H245ZM251 176H252V174H251ZM60 177V178H59ZM94 177V176H93ZM104 177V176H103ZM139 177V176H138ZM167 177V176H166ZM186 177H188V176H186ZM202 176H200V178H201ZM237 177V176H236ZM240 177V176H239ZM72 178V177H71ZM95 178V177H94ZM98 178H99V176H98ZM109 178V177H108ZM114 178V177H113ZM130 178V177H129ZM147 178V177H146ZM148 178H151V177H149L148 176ZM163 178V177H162ZM229 178V177H228ZM231 178V177H230ZM76 179V178H75ZM80 179V178H79ZM83 179V178H82ZM88 179H90V178H88ZM115 179H116V177H115ZM143 179H144V177H143ZM166 179V178H165ZM188 179H191V178H188ZM198 179V178H197ZM213 179H214V176H213ZM216 179V178H215ZM225 179V178H224ZM227 179V178H226ZM241 179H243L242 177H241ZM105 180V179H104ZM108 180V179H107ZM142 180V179H141ZM141 180H139V181H141ZM154 180V179H153ZM172 181H174L173 179H171ZM176 180V179H175ZM180 180V179H179ZM186 180V179H185ZM210 180H211V178H210ZM223 180V179H222ZM229 180V179H228ZM227 180V181H228ZM236 180V179H235ZM238 180V179H237ZM70 181V180H69ZM77 181H79L78 179H77ZM86 181V180H85ZM89 181V180H88ZM94 181V180H93ZM101 181V180H100ZM111 181V180H110ZM124 181H126V180H124ZM146 181V180H145ZM171 181V182H172ZM193 181V180H192ZM200 181V180H199ZM202 181H203V179H202ZM206 181V180H205ZM209 181V180H208ZM215 181V180H214ZM214 181H212V182H214ZM226 181V182H227ZM230 181V180H229ZM241 181V180H240ZM81 182H82V180H81ZM96 182H97V180H96ZM103 182V181H102ZM109 182V181H108ZM121 182V181H120ZM182 182V181H181ZM180 182V183H181ZM195 182H196V180H195ZM201 182V181H200ZM232 182V181H231ZM234 182V181H233ZM239 182V181H238ZM74 183V182H73ZM83 183V182H82ZM88 183V182H87ZM129 183V182H128ZM147 183V182H146ZM167 183H169V182H167ZM166 183V184H167ZM172 183H174V182H172ZM179 183V184H180ZM184 183H186L185 181H184ZM183 183V184H184ZM189 183V182H188ZM202 183V182H201ZM222 183V182H221ZM237 183V182H236ZM70 184H72V183H70ZM69 184V185H70ZM103 184V183H102ZM106 184V183H105ZM136 184V183H135ZM139 184H141L140 182H139ZM139 184H137V185H139ZM143 184H144V182H143ZM157 184V183H156ZM161 184V183H160ZM187 184V183H186ZM216 184V183H215ZM227 184H229L228 182H227ZM234 184V183H233ZM239 184V183H238ZM237 184V185H238ZM75 185V184H74ZM87 185V184H86ZM86 185L84 186V188L86 187ZM89 185V184H88ZM92 185V184H91ZM90 185V186H91ZM95 185V184H94ZM122 185V184H121ZM136 185V186H137ZM158 185V184H157ZM164 185V184H163ZM169 185V184H168ZM207 185H210V184H208L207 183ZM236 185V184H235ZM235 185H233V186H235ZM77 186V185H76ZM81 186V185H80ZM107 186V185H106ZM105 186V187H106ZM108 186H109V184H108ZM107 186V187H108ZM113 186V185H112ZM117 186H120V185H117ZM123 186V185H122ZM129 186H131V185H129ZM128 186V187H129ZM154 186H156V185H154ZM159 186V185H158ZM196 186V185H195ZM211 186V185H210ZM259 186H263V187H261L262 189H261V193H263L264 194V166L262 167V168H260V170H259V172L257 173V174H254V176H253V178L251 179V178H249L248 180H246V181H244L243 183H242V181L240 182V184H239V186H238V188H236V190L230 195V194H228V198H226L223 202H222V205H221V207L219 208V206H218V208H214V209H212L211 208V210H210V214H209V216L207 217L206 216V218H204V219H202V221H200V222H198L197 223V225L195 226V227H190L189 226V228H188V230L187 231H185V232H182L180 235H177L175 238H173L172 239V236H174V235H172L171 236V239L169 240V244H167V246L165 247V245H164V251H162V249L159 247V246H162L161 244L159 245V242H156V241H153V242H150V241H147V243L146 242H143V243H145V244H143V245H135L134 243V245L132 244V245H130V246H128V244H130L131 242H133V241H131L130 243H125V244H127L126 246H124L125 244H122L123 245V247L121 246H119L120 248H118V249H116L115 247V249H113L112 247L113 246H110V245H106L107 244V242H106V246H107V248H104V250L106 249L107 250V252H106V254L105 255H103V256H100V257H98V258H88V259H86V258H80V257H77V255L75 256V257H73L72 256V254L71 255H68V254H66V255H63V256H59V257H53V256H51V253L53 254V252H51V251H49V254H50V256L48 255L47 256V252H48V250H50L51 248H53L51 245H53V244H49L48 246H41L40 245V247L39 246H31L32 248L28 251V253H23V254H25V257H21V256H15V255H17V254H14L13 252H15L16 251V249H17V251H18V246L20 245L18 242H15V243H9L10 245H11V247H10V245L8 246V247H10L9 249H8V255H12V256H10V257H3V256H0V264H264V209H263V211H262V214H258L257 213V215L259 216V215H261L260 217H258V218H255V216H253L252 215V217L253 218H249L248 217V214H250L251 215V213L250 212H252L253 211V213L255 214V212H254V209L256 208V207H258V206H260V205H262V207H263V205L264 204H259V205H257L258 203H259V200L260 199H258V202L257 203H255L256 205H254V209L253 208H251V210L252 211H249V207H250V203H251V200H252V195H253V193H255L254 191L256 190V189H258L259 188ZM74 187V186H73ZM72 187V188H73ZM93 187V186H92ZM102 187V186H101ZM104 187V186H103ZM133 186H131V188H132ZM142 187H144V186H137V202L139 203V201L142 199V193H141V190H142ZM170 187V186H169ZM173 187V186H172ZM211 187H214V186H211ZM219 187V186H218ZM80 188V187H79ZM94 188V187H93ZM97 188V187H96ZM157 188V187H156ZM162 188V187H161ZM175 188V187H174ZM180 188H181V186H180ZM192 188V187H191ZM194 188V187H193ZM207 188V187H206ZM33 189V190H32ZM74 190H75V188H73ZM82 189V188H81ZM90 189H92V188H90ZM120 189H122L121 187H120ZM123 189H124V187H123ZM158 189H159V187H158ZM169 189V188H168ZM203 189V188H202ZM208 189V188H207ZM212 189V188H211ZM227 189V188H226ZM260 189V188H259ZM258 189V191H259V193H260V190ZM25 191V195H27L28 193L29 194H31L29 191ZM68 190H70V189H68ZM88 190V189H87ZM86 190V191H87ZM102 191L104 190V189H101ZM144 190V189H143ZM149 190V189H148ZM162 190V189H161ZM178 190V189H177ZM180 190V189H179ZM209 190V189H208ZM213 190V189H212ZM216 190V189H215ZM222 190V189H221ZM224 190V189H223ZM222 190V191H223ZM84 191H85V189H84ZM118 191V190H117ZM158 191H160V190H158ZM165 191V190H164ZM164 191H162V192H164ZM169 191V190H168ZM182 191V190H181ZM185 191V190H184ZM192 191L193 190H191V192H189V193H187L188 194V196L186 195V192H185V194H184V196L186 195V199L188 200V199H193V197H194V193H192ZM24 192V191H23ZM65 192V191H64ZM76 192H78V190L76 191ZM82 192V191H81ZM90 192V191H89ZM96 192V191H95ZM112 192H113V190H112ZM120 192V191H119ZM172 192V191H171ZM175 192V191H174ZM179 192V191H178ZM197 192V191H196ZM199 192V191H198ZM204 192H205V190H204ZM207 192V191H206ZM209 192V191H208ZM207 192V193H208ZM221 192V191H220ZM230 192V191H229ZM22 193V192H21ZM59 192H57V194H58ZM63 193V192H62ZM65 193H67V196L66 197H68V193H71L70 191L68 192V191H66ZM79 193V192H78ZM77 193V194H78ZM103 193V192H102ZM101 193V194H102ZM105 193V192H104ZM110 193V192H109ZM109 193L107 194H105V195H109ZM145 193H146V191H145ZM149 193V192H148ZM161 193V192H160ZM159 193V194H160ZM182 193V192H181ZM184 193V192H183ZM207 193H206V195H207ZM16 194V193H15ZM23 194V193H22ZM22 194H21V196H22ZM60 194H61V192H60ZM72 194H75L74 192L72 193ZM72 194H70V195H72ZM115 194V193H114ZM117 194V193H116ZM134 194H135V192H134ZM153 194V193H152ZM172 194H173V192H172ZM176 194V193H175ZM179 194V193H178ZM196 194V193H195ZM263 194H262V196H263ZM31 195H33V194H31ZM62 195H64V194H62ZM69 195V196H70ZM124 195V194H123ZM145 195V194H144ZM174 195V194H173ZM182 195V194H181ZM205 195V194H204ZM227 195V194H226ZM15 196V197H14ZM13 197H14V199L16 198V196H17V198H18V194H16V195H14ZM20 196V195H19ZM36 196V197H37ZM51 196H54V195H51ZM50 196V197H51ZM55 196H57V195H55ZM54 196V197H55ZM60 196V195H59ZM65 196V195H64ZM74 196V195H73ZM72 196V197H73ZM89 196V195H88ZM110 196V195H109ZM109 196L107 197V198H109ZM114 196V195H113ZM115 196H117V195H115ZM162 196V195H161ZM160 196V197H161ZM164 196V195H163ZM209 196H210V194H209ZM256 196V195H255ZM257 196H259L258 198H260L261 197V194L260 195H257ZM256 196V197H257ZM6 197V198H7ZM28 197H29V195H28ZM48 197V196H47ZM75 197H77L76 196V194H75ZM78 197H80V196H78ZM82 197H83V195H82ZM95 197V196H94ZM102 197H104V196H102ZM111 197V196H110ZM124 197V196H123ZM129 197V196H128ZM133 197H135L134 195H133ZM132 197V199H133V201H134V198ZM154 197V196H153ZM152 197V198H153ZM10 199L12 198V197H9ZM8 198V199H9ZM24 198V197H23ZM23 198H18L19 200L20 199H23ZM74 198V197H73ZM73 198H71V199H73ZM98 198V197H97ZM146 198V197H145ZM149 198H150V196H149ZM148 198V199H149ZM155 198V197H154ZM162 198V197H161ZM167 198V197H166ZM184 198V197H183ZM208 198V197H207ZM206 198V199H207ZM210 198V197H209ZM208 198V199H209ZM221 198H222V196H221ZM223 198H224V194H223ZM10 199H9V201H10ZM13 199V198H12ZM12 199H11V201H12ZM13 199V200H14ZM18 199H16L17 201H19ZM34 199V198H33ZM37 199V198H36ZM47 199V198H46ZM56 199H57V197H56ZM82 199V198H81ZM80 199V200H81ZM93 199V198H92ZM105 200L104 201H106L107 199L106 198H104ZM112 199H113V197H112ZM122 199V198H121ZM129 199V198H128ZM131 199V198H130ZM129 199V200H130ZM144 199V198H143ZM142 199V201H144ZM147 199V198H146ZM180 199V198H179ZM186 199H184V200H186ZM205 199V200H206ZM253 199H254V196H253ZM4 201L5 200H7V199H3ZM15 200V201H16ZM44 200V199H43ZM66 200V199H65ZM78 200V199H77ZM97 200V199H96ZM100 200V199H99ZM119 200V199H118ZM155 200V199H154ZM169 200V199H168ZM181 200H183V199H181ZM196 200V199H195ZM216 200H217V198H216ZM11 201H10V204H11ZM30 201V200H29ZM38 201V200H37ZM37 201H34V202H37ZM50 201V200H49ZM56 202H58V201H60V199H58V200H55ZM62 201V200H61ZM60 201V202H61ZM64 201V200H63ZM67 201V200H66ZM69 201V200H68ZM74 201V200H73ZM85 201V200H84ZM84 201H83V203H84ZM88 201V200H87ZM101 201V200H100ZM99 201V203H101ZM148 201V200H147ZM146 201V202H147ZM151 201V200H150ZM157 201V200H156ZM165 201V200H164ZM170 201V200H169ZM172 201V200H171ZM179 201V200H178ZM190 201V200H189ZM201 201V200H200ZM214 201H215V199H214ZM222 201V200H221ZM253 201V200H252ZM261 201V200H260ZM24 201H22V203H23ZM28 202V201H27ZM39 202V201H38ZM43 202V201H42ZM52 202V201H51ZM72 202V201H71ZM77 202V201H76ZM89 202H91V200L89 201ZM110 202V201H109ZM131 202V201H130ZM151 202H153V201H151ZM206 202V201H205ZM208 202V201H207ZM219 202V201H218ZM254 202V201H253ZM262 202H263V200H262ZM6 204V202H3V204ZM12 203H13V201H12ZM48 203V202H47ZM59 203V202H58ZM63 203H65V202H63ZM74 203V202H73ZM82 203V204H83ZM93 203H95V202H93ZM104 203V202H103ZM106 203V202H105ZM145 203V202H144ZM149 203V202H148ZM156 203V202H155ZM166 203V202H165ZM170 203V202H169ZM177 203H179V202H177ZM183 203V202H182ZM181 203V204H182ZM191 203V202H190ZM204 203V202H203ZM213 203V202H212ZM261 203V202H260ZM25 204H26V201H25ZM61 204V203H60ZM77 204V203H76ZM75 204V205H76ZM87 204H88V202H87ZM102 204V203H101ZM123 204V203H122ZM132 204V203H131ZM134 204V203H133ZM133 204H132V206H133ZM137 203H135V205H136ZM141 204V203H140ZM150 204V203H149ZM154 204V203H153ZM157 204V203H156ZM164 203H162V205H163ZM198 204V203H197ZM206 204V203H205ZM1 205V204H0ZM14 205V204H13ZM13 205H10V206H13ZM20 205H22V204H20ZM23 205H24V203H23ZM27 205V204H26ZM30 205V204H29ZM43 205V204H42ZM50 205V204H49ZM55 205H56V203H55ZM59 205V204H58ZM64 205V204H63ZM62 205V206H63ZM67 205V204H66ZM92 205V204H91ZM100 205V204H99ZM104 205V204H103ZM127 205H129L128 204V202H127V204H126V206ZM161 204L159 205V206H162ZM167 205V204H166ZM178 205V204H177ZM201 205V204H200ZM216 205H218V204H216ZM251 205H252V203H251ZM5 206V205H4ZM8 206V205H7ZM9 206V207H10ZM19 206V205H18ZM28 206V205H27ZM26 206V207H27ZM32 206H34V205H32ZM37 206V205H36ZM52 206V205H51ZM57 206V205H56ZM61 206V205H60ZM70 206V205H69ZM71 206H72V204H71ZM82 206V205H81ZM147 206V205H146ZM171 206H173V203H172V205ZM181 206V205H180ZM195 206V205H194ZM212 206V205H211ZM13 207H15V206H13ZM21 207H25V206H20V208ZM44 207V206H43ZM55 207V206H54ZM63 207H65V206H63ZM90 207V206H89ZM119 207V206H118ZM122 207V206H121ZM123 207H124V205H123ZM131 207V206H130ZM129 207V208H130ZM138 207V206H137ZM141 207V206H140ZM149 207H150V205H149ZM156 207V206H155ZM203 207V206H202ZM214 207V206H213ZM0 208H1V206H0ZM2 208H3V206H2ZM6 208V207H5ZM16 208V207H15ZM19 208V207H18ZM19 208V209H20ZM23 208H21V209H23ZM40 208V207H39ZM49 208V207H48ZM50 208H52V207H50ZM62 208V207H61ZM70 208V207H69ZM72 208V207H71ZM70 208V209H71ZM74 208V207H73ZM84 208V207H83ZM94 208V207H93ZM97 208V207H96ZM100 208V207H99ZM114 208H115V206H114ZM144 208H145V206H144ZM152 208V207H151ZM205 208V207H204ZM25 209V208H24ZM26 209H29L28 207L26 208ZM53 209H55V208H53ZM89 209V208H88ZM91 209V208H90ZM101 209H102V206H101ZM107 209H110V208H107ZM128 209V208H127ZM132 209V208H131ZM167 209H169V208H167ZM178 209V208H177ZM189 209V208H188ZM198 209V208H197ZM8 210V209H7ZM10 210H11V207H10ZM16 209H13V211L14 212H16L15 211ZM32 210V209H31ZM35 210H37V209H35ZM42 210V209H41ZM45 210V209H44ZM83 210V209H82ZM113 210V209H112ZM139 210V209H138ZM143 210V209H142ZM147 210H149V209H147ZM146 210V211H147ZM157 210H158V207H157ZM162 210V209H161ZM180 211L179 212H177V213H175L174 214V219H170L168 222H167V220H165L164 222H160V226H159V228H164V229H159V230H161V232H162V230H164L163 231V233L161 234V235H163V236H161L162 238L169 232V231H171V229H173L172 228V226H173V224H175V223H177L178 221H179V223H180V219L182 218L183 220H186L187 218H188V215H187V209H185V208H183L182 209V211H181V209H179ZM204 210V209H203ZM2 211H4V209L3 210H1V212ZM12 211V212H13ZM38 211V210H37ZM60 211V210H59ZM83 211H85V210H83ZM89 211H91V210H89ZM96 211H97V209H96ZM95 211V212H96ZM110 211H111V209H110ZM120 211V210H119ZM119 211H117V212H119ZM152 211V210H151ZM165 211H166V209H165ZM168 211V210H167ZM176 211H178V210H176ZM196 211V210H195ZM256 211V210H255ZM259 211H260V213H261V210L259 209ZM5 213H4V216H5V214L7 215V213H6V210L4 211ZM9 212V211H8ZM13 212V213H14ZM18 212V211H17ZM25 212V211H24ZM30 212V211H29ZM32 212V211H31ZM34 212V211H33ZM54 212V211H53ZM61 212V211H60ZM68 212V211H67ZM67 212H65V213H67ZM78 211H76L75 213H77ZM93 212V211H92ZM98 212V211H97ZM106 212V211H105ZM113 212V211H112ZM132 212V211H131ZM134 212V211H133ZM145 212V211H144ZM159 212V211H158ZM199 212V211H198ZM203 212V211H202ZM257 212V211H256ZM3 213V212H2ZM11 213V212H10ZM9 213V214H10ZM41 213V212H40ZM51 213H52V211H51ZM55 213H57V211L55 212ZM63 213V212H62ZM70 213H71V211H70ZM103 213H104V211H103ZM121 213H122V211H121ZM124 213V212H123ZM143 213V212H142ZM148 213H150V211L148 212ZM155 213H156V211H155ZM163 213V212H162ZM166 213V212H165ZM171 213V212H170ZM185 213H186V215L187 216H185L184 217V215H185ZM195 213V212H194ZM197 213V212H196ZM29 214V213H28ZM72 214V213H71ZM114 214V213H113ZM112 214V215H113ZM129 214H130V211H129ZM132 214H134V213H132ZM146 214V213H145ZM151 214V213H150ZM161 214V213H160ZM203 214H205V213H203ZM3 215V214H2ZM19 215V214H18ZM25 214H22V216H24ZM27 215V214H26ZM39 215V214H38ZM53 215V214H52ZM52 215H51V217H52ZM57 215H60V213L59 214H57ZM56 215V216H57ZM85 215V214H84ZM86 215H88V213L86 214ZM92 215H93V213L91 214V216L89 217V219L92 217ZM95 215V214H94ZM102 215V214H101ZM110 215V214H109ZM124 215H125V213H124ZM131 215V214H130ZM138 215H139V213H138ZM141 215V214H140ZM157 215V214H156ZM168 215V214H167ZM190 215H191V213H190ZM249 215V216H250ZM256 215V216H257ZM11 216V215H10ZM9 216V217H10ZM35 216V215H34ZM66 216H67V214H66ZM104 216V215H103ZM103 216H101V217H103ZM107 216H108V214H107ZM111 216V215H110ZM126 216V215H125ZM124 216V218H126ZM143 216V215H142ZM148 216H150V215H148ZM196 216V215H195ZM2 217V216H1ZM8 217V215H7V218H9ZM11 217H13L12 219H15L14 218V215H12ZM15 217H16V215H15ZM43 217V216H42ZM41 217V218H42ZM47 217V216H46ZM60 217V216H59ZM72 217V216H71ZM74 217V216H73ZM80 217V216H79ZM118 217V216H117ZM119 217H120V215H119ZM139 217V216H138ZM145 217V216H144ZM153 217H155V216H153ZM153 217H151V218H153ZM165 217V216H164ZM191 217V216H190ZM194 217V216H193ZM246 217H248L249 219H250V221H245V219H246ZM3 218H5L6 219V216L5 217H3ZM23 218H25V216L23 217ZM23 218H21V220H23ZM27 218H30V217H27ZM55 218V217H54ZM75 218V217H74ZM85 218V217H84ZM99 218V217H98ZM108 218V217H107ZM115 218V217H114ZM129 218V217H128ZM132 218V217H131ZM179 218V219H178ZM199 218V217H198ZM9 219H11V218H9ZM9 219H8V221L7 222H9ZM11 219V220H12ZM16 219H18V218H16ZM31 219V218H30ZM36 219V218H35ZM38 219V218H37ZM40 219V218H39ZM62 219V218H61ZM78 219V218H77ZM82 219V218H81ZM88 219V218H87ZM86 219V220H87ZM105 219V218H104ZM142 219H145V218H143L142 217ZM191 219V218H190ZM194 219H196V218H194ZM4 220V219H3ZM2 219H1V221H3ZM20 220V221H21ZM33 220V219H32ZM46 220H48V219H46ZM45 220V218H44V221H46ZM50 220V219H49ZM73 220V219H72ZM71 220V221H72ZM91 220V219H90ZM99 220V219H98ZM102 220V219H101ZM121 220H122V218H121ZM127 220V219H126ZM136 220V219H135ZM1 221H0V223H1ZM15 221V220H14ZM13 221V222H14ZM28 221H30V220H28ZM27 220H26V223L28 222ZM36 221V220H35ZM39 221V220H38ZM78 221V220H77ZM89 221V220H88ZM97 221V220H96ZM100 221V220H99ZM108 221V220H107ZM110 221V220H109ZM124 221V220H123ZM128 221V220H127ZM148 221V220H147ZM146 221V222H147ZM152 221V220H151ZM187 221H188V219H187ZM11 222V221H10ZM12 222V223H13ZM33 222V221H32ZM31 222V223H32ZM37 222V221H36ZM86 223H87V221H85ZM91 222V221H90ZM94 222V221H93ZM93 222H92V224H93ZM114 222V221H113ZM112 222V223H113ZM119 222V221H118ZM133 222V221H132ZM139 222V221H138ZM143 222V221H142ZM244 222V224L246 225H244L245 227H243L242 225V227L246 230V231H248V234L246 235V234H244L245 235V237H244V239L242 238V236H241V241H237L236 240V242H233L234 244H229L228 243V234L237 226V225H239V224H241V223H243ZM245 222H247V223H245ZM4 223H6V222H3V224ZM19 223V222H18ZM26 223H25V225H26ZM40 223V222H39ZM47 223V222H46ZM50 223H52V222H50ZM54 223V222H53ZM63 223V222H62ZM78 223V222H77ZM95 223V222H94ZM105 224H106V222H104ZM116 224H117V222H115ZM122 223V222H121ZM129 224H130V222H128ZM134 223V222H133ZM144 223V222H143ZM143 223H141L142 225H143ZM156 223V222H155ZM162 223V224H161ZM178 223V224H179ZM183 223V222H182ZM190 223V222H189ZM192 223H193V221H192ZM195 223V222H194ZM8 224V223H7ZM11 224V223H10ZM16 224V223H15ZM36 224V223H35ZM58 224V223H57ZM83 224V223H82ZM101 224V223H100ZM99 224V225H100ZM103 224V223H102ZM109 224H111V223H109ZM114 224V223H113ZM125 224H126V221H125ZM132 224V223H131ZM148 224V223H147ZM12 225V224H11ZM16 225H18V224H16ZM29 225V224H28ZM31 225V224H30ZM41 225V224H40ZM48 225V224H47ZM53 225V224H52ZM61 225V224H60ZM71 225V224H70ZM77 225V224H76ZM98 225V226H99ZM134 225V224H133ZM145 225V224H144ZM1 226V225H0ZM7 226V225H6ZM63 226H67V224L66 225H64L63 224ZM88 226V225H87ZM119 226V225H118ZM120 226H122V225H120ZM135 226V225H134ZM156 226V225H155ZM174 226H176V225H174ZM183 226V225H182ZM185 226V225H184ZM3 228L5 227V226H2ZM31 227V226H30ZM33 227V226H32ZM49 227V226H48ZM83 227V226H82ZM101 227V226H100ZM106 227V226H105ZM108 227H109V225H108ZM114 227V226H113ZM141 227H143V226H141ZM240 227V226H239ZM8 228V227H7ZM28 228V227H27ZM55 228V227H54ZM54 228H53V232H54ZM57 228V227H56ZM62 228H64V227H62ZM67 228V227H66ZM76 228V227H75ZM79 228V227H78ZM87 228V227H86ZM104 228V227H103ZM120 228V227H119ZM127 228V227H126ZM133 228V227H132ZM148 228V227H147ZM157 228V227H156ZM181 228V227H180ZM241 228V227H240ZM242 228V229H243ZM0 229H1V227H0ZM9 229H10V227H9ZM12 229V228H11ZM16 229V228H15ZM24 229V228H23ZM49 228H47V230H48ZM68 229V228H67ZM93 229H95V228H93ZM100 229V228H99ZM108 229V228H107ZM121 229V228H120ZM129 229H131V228H129ZM134 229H136L137 230V228H134ZM158 229V228H157ZM243 229V230H244ZM18 230V229H17ZM44 230V229H43ZM46 230V231H47ZM58 229H56V231H57ZM63 230V229H62ZM74 230V229H73ZM78 230V229H77ZM123 230H125L124 229V227H123ZM132 230V229H131ZM174 230V229H173ZM239 230V229H238ZM8 231V230H7ZM52 231V230H51ZM61 231V230H60ZM78 231H81V230H78ZM94 231V230H93ZM127 231H129V230H127ZM134 231V230H133ZM179 231H181V230H179ZM179 231H177V232H179ZM237 231V230H236ZM3 232V231H2ZM6 232V231H5ZM13 232V231H12ZM11 232V233H12ZM15 232H16V230H15ZM21 232V231H20ZM24 232H25V230H24ZM32 232V231H31ZM40 232V231H39ZM43 232V231H42ZM62 232H66V231H62ZM72 232V231H71ZM71 232H70V234H71ZM124 231H122V233H123ZM141 232V231H140ZM149 232V231H148ZM177 232H176V234H177ZM9 233V232H8ZM14 233V232H13ZM45 233V232H44ZM47 233H49V232H46V234ZM52 233V232H51ZM57 233V232H56ZM67 233V232H66ZM81 233V232H80ZM137 233H138V231H137ZM166 233V234H165ZM237 233V232H236ZM240 233V232H239ZM238 233V234H239ZM68 234V233H67ZM75 234V233H74ZM88 234V233H87ZM113 234V233H112ZM115 234H116V232H115ZM128 234H129V232H128ZM139 234V233H138ZM137 234V235H138ZM155 234V233H154ZM233 234H235V233H233ZM2 235V234H1ZM0 235V236H1ZM5 235H7V234H5ZM61 235H63V234H61ZM79 235V234H78ZM91 235V234H90ZM145 235V234H144ZM156 235V234H155ZM236 235V234H235ZM3 236V235H2ZM43 236H44V234H43ZM46 236V235H45ZM49 235H47V237H48ZM80 236V235H79ZM85 236H87V235H85ZM84 236V237H85ZM116 236V235H115ZM147 236V235H146ZM150 236H151V234H150ZM149 236V237H150ZM232 236H234V235H232ZM231 236V237H232ZM6 238L8 237V236H5ZM12 237H13V235H12ZM25 237V236H24ZM41 237V236H40ZM52 237V236H51ZM50 237V238H51ZM54 237H55V235H54ZM66 237H69V236H66ZM88 237V236H87ZM112 237V236H111ZM120 237V236H119ZM125 237V236H124ZM154 237V236H153ZM156 237V236H155ZM161 237H159V238H161ZM168 237V236H167ZM4 238V237H3ZM28 238V237H27ZM38 238V237H37ZM43 238V237H42ZM90 238V237H89ZM109 238H110V236H109ZM109 238H107V239H109ZM133 238V237H132ZM140 238H141V236H140ZM143 238V237H142ZM141 238V239H142ZM159 238H157V239H159ZM161 238V239H162ZM170 238V237H169ZM19 239V238H18ZM32 239V238H31ZM53 239V238H52ZM65 239H67V238H65ZM65 239H63V240H65ZM91 239V238H90ZM110 239H112V238H110ZM144 239V238H143ZM148 239V238H147ZM166 239V238H165ZM239 239V238H238ZM4 240V239H3ZM23 240V239H22ZM28 240H29V238H28ZM43 240V239H42ZM45 240V239H44ZM54 240V239H53ZM59 240V239H58ZM71 240V239H70ZM116 240V239H115ZM167 240V239H166ZM240 240V239H239ZM0 241H1V239H0ZM14 241H16V240H14ZM13 241V242H14ZM24 241V240H23ZM69 241V240H68ZM82 241V240H81ZM84 241V240H83ZM97 241V240H96ZM102 241H104V240H102ZM106 241H108V243L111 241V240H106ZM118 241V240H117ZM123 241H124V239H123ZM137 241V240H136ZM165 240H164V238H163V242H164ZM9 242V241H8ZM32 242V241H31ZM60 242V241H59ZM58 242V243H59ZM67 242V241H66ZM70 242V241H69ZM79 242V241H78ZM85 242H86V239H85ZM129 242V241H128ZM57 243V242H56ZM60 243H62V241L60 242ZM64 243V242H63ZM112 243H113V241H112ZM121 243H123V242H121ZM139 243H141V242H139ZM3 244V243H2ZM17 244H19V245H17ZM30 244V243H29ZM78 244V243H77ZM77 244H75V245H77ZM111 244V243H110ZM228 244V245H227ZM57 245V244H56ZM64 245V244H63ZM63 245H62V247H63ZM65 245H68V243L67 244H65ZM113 245H116L115 243L113 244ZM118 245V244H117ZM229 245H231V246H229ZM7 246H4V247H7ZM22 246V245H21ZM48 247H50V248H48ZM58 247V246H57ZM65 247V246H64ZM86 247H87V245H86ZM92 247V246H91ZM98 247V246H97ZM27 248H28V246H27ZM60 248V247H59ZM72 248V247H71ZM76 248V247H75ZM89 248V247H88ZM163 248V247H162ZM21 249V248H20ZM48 249V250H47ZM55 249V248H54ZM98 249V248H97ZM161 249V250H160ZM28 250V249H27ZM27 250H25V251H27ZM80 250V249H79ZM94 250V249H93ZM160 250V251H159ZM55 251V250H54ZM58 251V250H57ZM60 251V250H59ZM66 251H67V249H66ZM71 251V250H70ZM69 251V252H70ZM7 252V251H6ZM51 252V253H50ZM56 252V251H55ZM54 252V253H55ZM73 252V251H72ZM79 252V251H78ZM83 252V251H82ZM95 252H97V251H95ZM101 252H103V251H101ZM2 253V252H1ZM4 253V252H3ZM80 253V252H79ZM79 253H78V255H79ZM92 253H94V252H92ZM92 253H89V254H92ZM57 254V253H56ZM55 254V255H56ZM59 254V253H58ZM73 254V255H74ZM1 255V254H0ZM4 255H6V253L4 254ZM8 255H6V256H8ZM14 255V256H13ZM22 255V254H21ZM28 256V257H27ZM83 256V255H82Z\"/></svg>",
	"mask_w": 264,
	"mask_h": 264
}]
</instances>
